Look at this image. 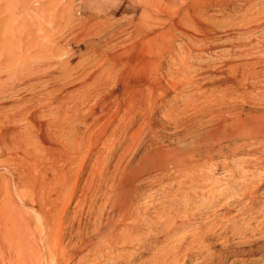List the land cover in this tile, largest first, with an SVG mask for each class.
Listing matches in <instances>:
<instances>
[{"label":"rangeland","instance_id":"obj_1","mask_svg":"<svg viewBox=\"0 0 264 264\" xmlns=\"http://www.w3.org/2000/svg\"><path fill=\"white\" fill-rule=\"evenodd\" d=\"M188 1L189 0H0V191H1L0 196L3 197L5 194L7 195V197L2 198V199L5 198L4 199L5 201L3 202V204H8V202L10 200L12 206H14V210L17 212L15 214V216H18L20 218V226H21L20 228L22 229L21 239L23 240V242L21 240V243L19 244V245H21L20 246L21 248L16 247V250L18 248L21 249L24 254L26 253V256H27L29 254L27 251L24 252L25 249L32 250V251L35 249V251L36 252L38 251L37 253H39L38 255H40V257H41V258L39 257L40 258L39 264H53L52 260H53L54 256L55 255L58 256L61 254V253H59L60 252L59 249L61 250L62 246H65L67 244L70 235L77 233L79 231L80 227H81V229H84V226H83L84 223L86 226L85 228H88L89 230H91L90 225H92L91 220L93 219V217L90 216L91 215L90 210H91V207L93 205L90 208L86 205L84 207L85 209H83L82 211L79 212V214L76 217L77 220L75 219V221H78V218H80L81 221L80 220L79 221L80 222L84 221V222L83 223L79 222L80 223L79 226H77V222H75L74 226L72 228L66 226V225H68V223H67V221H65V218H67V217L69 218L75 214V212H73L74 211L73 207H74V204L76 201L75 198L71 200L72 204L70 203V206L66 205V201H64L63 204L62 203L60 204L59 202H57L56 205H53V206L48 205V207L45 208L44 211L39 208V206L41 204L44 205L47 203V200L43 199V197H42V195L46 196V193H44L42 189H43V186L45 188V186L49 182V179L54 175L53 174V166L56 165V167L58 168L60 165L63 164V162L60 159L59 160L61 162H57V163L54 162V159H56V156L60 157L59 156L61 154L60 150H83L82 151L83 152L82 159L77 164V167H79V165H80L81 173H82V174L79 173V181L78 182L80 185L78 183H77V185L82 187L83 183H85L86 179H88V187L90 188L89 190L91 192V200L93 199V194H94V197H95L94 201H97L96 208H97V206H99L98 209L100 210V206H101V208L103 206H105L104 204H105V197H106L105 195L102 194V191L104 188L103 189H101V188L105 186V183L102 181L101 177L105 174L110 175L112 172H114L115 167L118 166L115 164L118 160L117 154H119V152H121V150H133V149L135 150V145L133 144L135 142L131 143L133 138H134L133 141L136 140L135 138L140 139V137L144 133L141 136H139V135L145 131H147L146 133H148L147 135H149L150 130L148 131L147 128L151 127V131H153L155 134L157 133L159 135L158 137L161 140H165V142L169 143L170 145H176V144L183 143L184 141L189 140L190 135L187 132L183 131L182 129H180L181 131L179 130V132L177 134H173V132H174L173 128L174 127H173V121L171 120L172 115H178L176 117V119L179 118V119H183V120H184V118L186 120V118L188 119L190 117V119L194 120L193 125L196 128H200L203 125V124L200 125L201 123H209L208 121H211V119L212 120L215 119V116H213V115L215 114V112L217 110H220V109L226 110L229 106L230 107L234 106V108H237L236 106H241V104H244V106L246 108H250V106H252L253 104H255V103L258 104V102L259 103L262 102V99H264V97H262V96H264V91H262V90H264V73L261 72V71H264V70H262V69H264V66H262V65H264V0H199V3H198V0H193V1L190 0V2H188ZM189 3H190V5L193 4L191 6H194L195 9H197V8L199 9L198 10L199 13H197L195 19H197V20L199 19L201 23L204 22V24L205 23L208 24L207 29L203 28L202 26H200L198 24H196L197 26L193 25L191 27V24L189 25V23H186L187 15L183 13V10H182V14H181L179 12L178 8L179 7H190ZM172 7L174 8L173 12H171V11H169V9H167V8L173 9ZM162 8H165L164 9L165 11L162 10ZM204 9H205V11H204ZM201 10H203L204 14L200 13ZM181 15H182V18L184 20L181 18ZM200 15L201 16L204 15V16H202L203 20H202ZM173 19L180 20V22L183 20V22H185V23L181 22V24H183L182 25L183 27L180 24L179 28L175 29L174 26L171 24ZM205 20H207L208 22H206ZM251 25H253V26H251ZM189 26H190V29H189ZM248 27L249 28L255 27V28H254V30L252 29L253 31L251 30L249 32L248 30H250L251 28L248 29ZM180 28H182V29H180ZM202 28L204 31L205 30L206 31L203 32ZM162 29H164V30H162ZM170 29L172 30V32L168 31ZM179 29L183 30V31L179 32L180 31ZM208 29H209V31H208ZM176 30H177L178 34H177V32H175ZM210 31H212V32L210 33ZM174 32H175V36H174ZM188 32H191V33H188ZM241 32L242 33L244 32L243 33L244 36L242 35ZM185 33H187V35ZM206 33H209V35L208 34L206 35ZM191 34H192V37H188V36H191ZM164 38H166V39L164 40ZM191 38H193V40ZM208 39H209V41H211V42L214 41V42H212V43L210 42V44H211L210 45ZM187 40L189 41V43ZM215 40H216V42H215ZM194 41H195V43H194ZM199 41H202V42L200 43ZM197 42L200 43L199 44L200 48H198ZM144 43L154 47L156 50V54H158V55L154 56L153 55L154 53L152 54L151 52H149ZM190 43H192L193 45L192 44H191L192 46L189 45L191 47H190V49H187V48H189L188 44H190ZM242 43H244V44H242ZM195 44H196V46H195ZM250 44L251 45L253 44L256 47L254 48V46L252 47ZM201 45L203 47H201ZM183 46L184 47L187 46V47L184 48ZM183 48L185 49V52L182 53ZM251 48L254 52L256 50L255 54L253 53L252 50H250ZM172 49L175 51H173ZM186 49L188 51H191L190 55H192V56H188L189 53H187ZM246 49H249L253 55L250 53L249 50H246ZM139 50L142 51V53H141L142 55L141 54L139 55V57H140L139 59H135L134 56L137 55L138 53H140ZM198 50L200 52H198ZM192 51H194V52H192ZM201 51L203 52V55H205L204 53H206L208 58H207V56H202ZM248 51L252 56H249ZM236 52L239 55L242 54L240 56V58L238 57L239 55ZM245 52H246V54L248 53V55H245ZM172 53H174V54H172ZM199 53H201V54H199ZM233 53H235V54H233ZM183 54L184 55L188 54V55L183 56ZM193 54H194V56H193ZM173 55L175 58L173 57ZM221 55H224V56H222V58H221L220 57ZM229 55H232V58H230L231 56H229ZM197 56H198V58H197ZM199 56L203 57L204 63L201 60L202 57L199 58ZM225 56H227L229 58H227V57L225 58ZM254 56L256 59L253 58ZM217 57H219V59ZM223 57H224V59H223ZM141 58H143V59L141 60ZM160 58H161V60H160ZM205 58L207 59V62H206ZM235 58H237V59H235ZM148 59H149V64L147 65L146 62L148 61ZM183 59H185L184 62H183ZM199 59L201 60V62L199 61ZM226 59L227 60L229 59V60L227 61ZM260 59L262 60V62H260L261 61ZM246 60L249 61V63L247 62L248 63L247 65L245 62ZM258 60H260V61H258ZM107 61H110V62H107ZM223 61H224V63H223ZM239 61H242V62L244 61L243 62V63H245L244 66L246 65L248 68H246V66L244 67L243 63L239 62ZM254 61L255 62L257 61L256 64ZM176 62H178V65ZM213 62H215V63H213ZM221 62H222V64H220ZM127 63L128 64L131 63V65L128 66ZM233 63L238 64V66L237 65L234 66ZM117 64H118V66H116ZM126 64H127V66H126ZM145 64H146L147 68L145 67ZM231 64L233 65V66H231V68L227 66V65H231ZM253 64H254V66L252 67ZM110 65L112 67H110ZM179 65H181V66H179ZM249 65H251V66L249 67ZM105 66H106V68H107V66H109V69L113 68L112 69L113 71L109 70L108 68L106 69ZM131 66L133 67L132 69L130 68ZM151 66H152V69H151ZM153 66H154V68H153ZM207 66H209V67L207 68ZM127 67H129V69H131V70H134V69L137 70L138 69L137 70L138 73L141 71H143L142 73H144V74H146L148 71H150V72L155 71V73H156V71H157L158 76L162 73L163 75L161 74L162 77H160V78H162V84H163V80L165 77H166L165 80L168 78L169 81H168V79L166 81L164 80V84L162 85L160 90L158 89V91H161V90L166 91L167 90L166 92L161 91L165 95L163 93H160L162 95H159V92L157 91L159 98H157V99L153 98V99H151L152 102H150L151 100L150 101L148 100L150 97L147 99V97H148L147 92L148 91H147V87L145 88V86H147L146 84H144V85L140 84L141 86L138 85L137 88L133 87V89H131L129 86H126L125 88H123V86L120 85L121 84L120 79L123 75H125L124 72L126 70L127 71L129 70ZM143 67H145V69H143ZM155 67L158 68V70ZM169 67H171V68H169ZM224 67H226V68H224ZM235 67H237L236 70L229 73V71L230 70L232 71L233 70L232 68H235ZM177 68L179 70L178 71L179 73L174 72V71H176ZM171 69H172V71H171ZM246 69H247L248 73L244 72L247 74L245 77L244 76L245 74L242 71H244V70L246 71ZM248 69L251 70V73L254 70H255L254 71L255 73L258 72V74H257L258 76H260V74H261V76L257 79H261L262 81L261 80L260 81L262 83H260V81L256 79L257 80V81H255L256 86L251 88L252 87L251 81L253 79H251L252 75L250 74ZM108 70H109V72H108ZM114 70H115V72H114ZM116 70L118 73H116ZM256 70H258V71H256ZM106 72H107V74H106ZM240 72H242V73H240ZM115 73H116V75H115ZM122 73H124V74H122ZM185 73H188V75H189V73H191L188 76V78H186L189 81H186L184 79V82L186 81L185 84H183V82L181 84V79H182L181 76L184 78ZM192 73L194 76L192 75ZM111 74H113V75H111ZM207 74H208V76H207ZM213 74H215V76ZM241 75H242V77L243 76L244 77L242 78ZM257 75L255 74V78L257 77ZM108 76L110 77L109 79H108ZM247 76H249V77H247ZM191 77L194 78L193 80H195V81H193L191 79ZM212 77L214 79H212ZM101 78L103 80H100ZM113 78L115 81L114 80L112 81ZM118 78H120V79H118ZM241 78H242V81L245 78V80H244L245 82L244 81L243 82L238 81V79L241 80ZM221 79H227V80L224 81L222 84H219V88L214 87L215 86L214 83H217ZM177 80L180 81L181 85L179 84V81H177ZM103 81H106V83L107 82L108 83L107 84L105 82L102 83ZM175 81H176V83H175ZM192 82H195V83H192ZM240 82H242V83H240ZM99 83H101L100 84L101 86L97 87L99 85ZM169 83H170V85H169ZM227 83H228V85L230 84L231 86H228ZM104 84H106L107 87H106V85L104 86ZM109 84H111V85H109ZM112 84L114 85L113 87H112ZM174 84L175 85L177 84V85L175 86ZM193 84H195L197 86V89H196V86L193 87ZM239 84H241V85L239 86ZM249 84H250V86H249ZM259 84H260V86H258ZM164 85L167 86L169 89L168 88L164 89V87H165ZM226 85H227V87H226ZM237 85H238V87H237ZM27 86H29V87L26 88ZM94 86L97 87L96 88L97 91L95 90ZM171 86H174V88L172 87V89H171L170 88ZM198 86H202V87L200 89H198ZM78 87H80V88L78 89ZM102 87H104L103 88L104 90L102 89ZM141 87H143V88H141ZM221 87H222V89L223 88H225V89L229 88V91L232 89L233 90H232V92H229V91H227L228 89L222 90ZM233 87H235V90ZM243 87H244V89H243ZM25 88H26V90H25ZM202 88H204V89L202 90ZM107 89L112 92V93L110 92L112 95L115 94L114 92H116V94H115L116 97L114 98V95H113L112 100L110 98V96L112 97V95L109 93V91ZM121 89H123V90H121ZM143 89H144V91H143ZM209 89H211V90L209 91ZM212 89H213V91H212ZM253 89L255 91H253ZM34 90H36V91H34ZM116 90H118V91H116ZM125 90H127V91H125ZM135 90L137 91V93H139V98L137 100H135L136 103L134 102L135 104L138 105V106H136L137 110H135L137 112L136 113L137 115L134 118V116H133L134 114H132V113H134V110H130L129 114L125 113L124 111L127 108H129L127 102L129 101V98H131V96H132L131 94L133 92H135ZM204 90H206L208 93H206V91H204ZM251 90L253 91V93H255V92L257 93V94L255 93V97L253 96V94H251ZM40 91H41V93H39ZM128 91H129V93L131 91L132 92L130 94H128ZM247 91L250 93H247ZM61 92H63L64 94H65V92H68V95L70 96V97H68V95H67V100L64 102V105H62V107L56 108L55 106H52L51 104H49V103H51V100L53 101V99H55L56 96H58ZM99 92H100V94H99ZM102 92L103 93L106 92L107 94H110V96L108 95L109 96L108 97L107 95H105L106 93L103 94ZM144 92H146V93L144 94ZM214 92H215V94H214ZM222 92H223V94H222ZM226 92L228 95L226 94ZM236 92L237 93L239 92V95ZM95 93H96V95H95ZM197 93H199V94H197ZM230 93H234V94L231 95ZM126 94H127V96L129 95L128 96L129 98L126 96ZM141 94H143V95L141 96ZM210 94H212V95H210ZM213 94H214V96H213ZM218 94H220L219 96L222 97L223 99L220 98L218 96ZM224 94H226L227 98L228 99L230 98V99L228 100ZM54 95H56V96H54ZM243 95H245V96H243ZM258 95L259 96L262 95V96H260V98H259ZM208 96H211V98ZM160 97H161V99H160ZM8 98H10V99H8ZM41 98H42L44 103H42ZM205 98L209 103L206 101V102H203V104L201 105L202 101L205 100ZM75 99H80L82 102V105H83V109L82 108L79 109V110H81L80 112H82V110H83V113H80L79 118H78L80 121L78 119L76 120L75 118H73L75 120L74 121L72 119L73 111H69V109H68L71 107V104H72L73 100H75ZM93 99H95L96 102ZM103 99H105L107 101L110 100L109 102H112V104H111L110 110L107 109V113L101 114L100 101H102ZM146 99H147V102H145ZM224 99H225V101H224ZM259 99H261V100H259ZM98 100H100V101L97 102ZM233 100H235V101H233ZM244 100L246 102H244ZM252 100H254V101H252ZM255 100H257V101H255ZM32 101H34V103H32ZM35 101L36 102L38 101V102L36 103ZM130 101H132V100H130ZM142 101L145 102V104L148 103L149 106L154 105L157 102H159V103H157L159 106L155 105V107L153 109L154 113L150 114V112L152 111V110H150L151 107L149 108V110H148V108L146 109V106H148V105H145ZM213 101H215L217 104H215V102L213 103ZM228 101H230V102H228ZM247 101H249V102H247ZM46 102H48V103H46ZM138 102H140V103H138ZM221 102H222V104L225 103L226 105H222ZM84 103H85V105H84ZM96 103L98 106L96 105ZM150 103H154V104H150ZM32 104H34V105H32ZM45 104H47L48 110H45V109H47L46 107L44 108V106H46ZM125 104H126V106H125ZM139 104L145 105V106L140 105L142 110H141V108H138ZM195 104H196V106H195ZM210 104L211 105L213 104L214 107L209 106ZM38 105H40V107ZM41 105H42V107H41ZM48 105H50V106H48ZM187 105L189 108H186ZM120 106H121V108H120ZM182 106L185 108H183ZM36 107L40 108V110L38 108V112H36L37 111ZM51 107H52V112H51ZM92 107H94L95 110H93ZM95 107L97 108V110ZM193 107H195V108L193 109ZM197 107H199V109ZM204 107L205 108L207 107V109H205ZM16 108H17V110H16ZM59 108H60V110H59ZM65 109H68L67 110L68 113ZM188 109H189V111H188ZM196 109H198V110H196ZM212 109H215V110H212ZM41 110L42 111L45 110V111L42 112ZM70 110H73V109L71 108ZM203 110H208L209 113L211 110L215 111V112L211 115H208V116H210L208 118L207 115L201 116L202 115L201 112ZM55 111L57 112V114H54V113H56ZM63 111H64V114L62 113ZM65 111H66V113H65ZM94 111H96V112H94ZM139 111H141V112L143 111V114H144V115L142 114L143 117H140L142 115H141V112H139ZM144 111H145V113H144ZM10 112H13L16 115V119L18 118L16 122H10V123L6 122L5 117ZM20 112L23 113L22 117H21ZM28 112L30 114H28ZM45 112H46V114H45ZM148 112H149V115H148ZM5 113H7V114H5ZM38 113L40 114V116ZM69 113H70V115H69ZM183 113H184V115H183ZM97 114L99 116H97ZM53 115L56 117L54 118ZM195 115H198V116H195ZM58 116L59 117L62 116V117L59 118ZM81 116H82V120H81ZM104 116H105V118H104ZM38 117H39V119H38ZM67 117H69V118H67ZM129 117H131L129 119L130 124H129V122L127 123L128 120L126 119ZM51 118H54V119H51ZM123 118H125V119H123ZM132 118H133V120H131ZM143 118H145L149 122H147ZM25 119H26V121H25ZM57 120H58V122H57ZM143 120H144V122H143ZM150 120L152 123L150 122ZM47 121H50V122H47ZM52 121L54 123H56L57 126H56V124H54V127H53ZM61 121H66V122L64 124V122H61ZM69 121H71V122H69ZM72 121L76 122L77 126H75L76 123L74 125L73 124L74 122L72 123ZM38 122H39V124H38ZM59 122L62 123V126L64 128V130H62V131H65V138H64V136H62L63 132L61 134L62 137L60 136L61 124H59L60 125L59 126L58 125ZM32 123H34V124H32ZM67 123H69L70 124L69 126H72L73 129L68 128L69 126L68 127L66 126ZM118 123L120 126H123V125L125 126V129H126V130L124 129L125 132H124V130L121 131V127H118L119 126ZM125 123H127V124L125 125ZM147 123L149 125H147ZM21 125L23 128H21ZM112 125H113L114 129H115V127L118 130L120 129L119 131L117 129H115V131L117 130L121 134L116 133V132L114 133V131L112 133V131H111V128L113 129ZM127 125L129 128H126ZM158 126H160V127L162 126V127L160 128ZM45 127H47V129ZM52 127H53V130L56 131V134H55V131L53 132V130H51ZM55 127H57V128H55ZM80 128H82V129H80ZM32 129H35L34 131H36V132L32 131ZM47 130H48V132H47ZM57 130L59 131V133ZM68 130H69V132H67ZM70 130H71V132H70ZM126 131H127V133H126ZM171 131H173V132L171 133ZM66 132L69 134L71 133L70 136L72 138ZM81 132H84V133H81ZM50 133H51V135H49ZM168 133H171L172 135L170 136V134H168ZM53 134H55L54 135L55 137L53 136ZM80 134H82V135H80ZM125 134L127 135V137ZM166 134L168 135V137L165 136ZM32 135H34V136H32ZM36 136L38 137V139ZM124 136H125V140H124ZM144 136L146 137V135H144ZM144 136H143V138H145ZM118 137L121 140H123L124 142L121 141ZM60 138H61V140H60ZM73 138H75V139H73ZM77 138L79 139L80 142L78 141ZM73 140H75V142ZM204 140L209 141V142L208 143H201L202 145L199 143L198 146H201L202 150H197L198 152H200L198 155L200 156V154H201L200 157H204V158H201L200 162L196 163V168L199 169V170H196V172H197L196 175L199 178L201 177V179H202V182L200 179V182L198 183V184H200V187H202V189L201 188L199 189V185L196 183L197 189H195V190H197L199 195L196 194L195 196H192L193 199H192V197L190 199H187V198L185 199L186 196H185V194L183 196V193H184L183 190H184V188L186 190V188L189 186V184L182 186L181 189L178 190L179 188L177 189V186H178L179 181L182 178L180 179V178H174V177H169V176L161 179L160 182L158 181L157 183H154L152 186H149V184H148L149 182H147L149 180L145 179L142 181L140 188H138L140 195H139V199L137 201H139V200L140 201L135 202V210L140 213L139 215L142 216L141 217L142 221L144 220L143 218H145L144 215L146 214V218H145L146 222L144 221L142 223H139V225H140L139 228H141L142 226L143 227L135 233L138 235L140 232L139 236L140 237L142 236L143 239L145 238L144 243H143L144 246L142 244L141 247H137V246H135L134 242H130V243H128L130 245H119V250H116L118 252H123L125 250L126 251L128 250V252H129L128 258L129 257L131 258L130 261L132 259H134L135 264H138L141 262L144 263L145 258H146V260L150 259V255H152V256L155 255L154 251L155 250L158 251V249H159V252H156V256L162 255L164 257L166 255V257L169 258V259L167 258V260L169 261L172 259V261H170V262L167 261L165 263L166 264H168V263L172 264L171 262H173V264H174L173 258H170V256L173 257L174 251L172 250V252H171V250H169L170 247H171L170 249H172V247L174 245H178L179 242H175L176 244H174V241H178V240L182 239L186 233H187L186 235H188V236H185L184 238H187V237L189 238V237H191L193 231H195L197 229L199 231V229H200L199 227H201V226H202L201 229L204 228L205 225L208 223L207 221H209V220H207L208 219L207 212L210 213V211H212V209L214 208V204H216V202L220 201L221 199L222 200L219 202L220 204L222 203V201L225 202L226 198L228 199V197L230 195H232L233 193H235V191L237 189H239L238 186H236V187H238L237 189L235 187H233L234 189H232L231 187L233 185L229 186V184H226V182L227 183L232 182L233 180L235 182H237L238 179L241 178V176H243V174H245V175L241 179L243 180V182H247L248 180L253 178V176L256 175V173H257L256 170L252 167L251 163H249V161H248L249 159H252L254 157V155H256V153L253 150H249L247 152V154L245 152H243L244 153L243 155H242L241 151H238L237 153L236 152L232 153L231 151H229V152L225 151V154H222V153H219L220 150H217L218 147L219 148L223 147L224 150H227L228 147L231 146L230 145L231 143H228V142L222 143V144H219V146H214L215 147L214 148L212 146L213 139H212V141L209 140V138L204 139ZM39 141H41L42 143ZM80 143L82 144V146ZM130 144H131V146H130ZM34 148H35V150H34ZM111 149L115 150V151H113V152H115L114 153L115 155L114 154L110 155V156L108 155L107 157L103 158L104 164H102V162H98V163L94 162L97 154L100 151L111 150ZM209 150L210 151L212 150V151L210 152ZM95 152H96V156H95ZM249 152L251 155L249 154ZM240 154L242 156H240ZM90 155H91V157H90ZM226 155L229 156L230 158H228ZM66 156L68 157V155H66ZM205 156L207 157V159L205 158ZM220 156L221 157L223 156L222 158L224 160L226 159V161H224ZM235 156L237 158H233ZM244 156H247V157L245 158ZM87 157H89V158H87ZM218 157H219V159L220 158L221 159L219 160ZM240 157H242L243 159L242 158L240 159ZM63 159L65 160V158H63ZM236 159H238L237 163H239L241 160H242L241 162H243V163L240 162L241 165L240 164L237 165L235 162ZM92 160H94V161H92ZM104 160L106 162H104ZM212 160H213V163H211ZM222 160L224 161V163ZM214 161L215 162L217 161V163H216L217 165H214L215 164ZM66 162L69 163L68 159L66 160ZM92 162L94 163V165ZM208 162H210V164ZM199 163H201L202 165L200 166ZM221 163H223L224 165ZM225 163H226V165H225ZM198 164H199V166H197ZM231 164L233 167L231 166ZM246 164H247V166L249 165V167H247ZM113 165H114V168H113ZM221 165H223V166L220 167ZM227 165H229V167L231 169H229L227 167ZM235 165H237V166H235ZM98 166H101V167H98ZM202 166L203 167L205 166L204 167L205 169ZM209 166H212V167L209 168ZM240 166H242V167L239 168ZM74 167L76 168L75 165H74ZM103 167H104V169H103ZM200 167L202 168L201 169L202 172L200 171ZM235 167L238 168L239 170L236 169ZM208 168L210 169V172L208 171L209 170ZM244 168H247L249 172L251 171V173H249V172L246 173L247 169H244ZM34 169H35V171H34ZM235 169H236V171H235ZM212 170H213V172H212ZM222 170H224V171H222ZM233 170H234L235 174L233 173ZM241 170H243V171L246 170V171L244 173L242 171V173H243L242 174ZM254 170H255V172H254ZM228 171H230V172H228ZM11 172L14 174H12ZM104 172H105V174H104ZM17 173H19V174H17ZM97 173H98V176H97ZM232 173L234 174V176ZM100 174H103V175L101 176ZM227 174H228V176H227ZM236 175L237 176L239 175L240 177L239 176L237 177ZM250 175L252 176L251 178L248 177ZM35 176H36V178H35ZM209 176L210 177L212 176L213 178L212 177L210 178ZM99 177H100V179H99ZM220 177H221V179H224V180L222 181L221 179H219ZM82 178L83 179L85 178V179L83 180ZM178 179H180V180H178ZM216 179H217V181H216ZM225 179H226V181H225ZM212 180L214 181V183L216 185H214V184L210 185L211 182L213 183ZM240 180L237 182V184L243 183ZM4 181H5V183H4ZM83 181H85V182H83ZM2 182H3V184H2ZM208 182H210V183H208ZM41 183H42V185H41ZM176 183H177V186H176ZM201 183H203L205 185V187H203L204 185ZM205 183H207L208 187L206 186ZM7 185H8V187H7ZM98 185H100V186H98ZM223 185L226 186V187L224 186V188H227V190L223 188ZM209 186H211V187L209 188ZM219 186H221V187H219ZM91 187H93V188H91ZM150 187H152V188H150ZM161 187H164V190L166 192ZM172 187H174L175 190H174V188L172 189ZM105 188H106V186H105ZM182 188H183V190H182ZM217 188L221 189L222 191L225 190L224 192L226 193V195H229V196L226 197V195H225L224 197L220 198L219 200H216L217 198L211 199V197L201 196L204 193L206 195L210 189L215 191V190H217ZM230 188H231V190H230ZM100 189H101V191H100ZM161 189L163 190V192L159 191ZM168 189H171V190H168ZM176 189H177V191H176ZM206 189H208V190H206ZM262 189H264V185H262L261 188L257 191V194H258V192H260L259 193L260 200L257 201L256 203H254L251 206V209L249 211H247L245 213V215L243 213L244 218L242 216L239 217L238 213L236 212L239 210V207L233 208V210H232L233 212L231 211L232 213L230 212L229 213L230 215L228 214L229 216L227 215V216H225L226 218L224 217V219H228V220H230L234 217L235 218V220H234L235 224H237L239 228H242V230H243L242 226H245V224L248 223L247 230L245 228V232H243L244 231L243 230L242 231L243 233L241 232L240 234L236 235V238L234 236V238L230 239V235H231V237H233L231 234L233 232H231V228L229 227L225 233L226 239L229 238L228 240L232 242V240H234V239L238 240L240 237L239 240H241L243 238L242 236L244 235V233H247V236H249L250 238L253 236L251 239L257 237V238H255V239H257L256 245L260 244L261 240H259L258 237L260 236V232L262 230H264V229L260 230V228H264V226H262V225H264V221H261V220H264V200H262V199H264V193H262V191H264V190H262ZM173 190L176 191L177 194ZM200 190L201 191L203 190V192H200ZM16 191H18L17 194H16ZM96 191L98 193H96ZM180 191H181V195H179ZM79 192L77 191V194ZM167 192H168V194H166ZM173 192H174V194H173ZM231 192H232V194H231ZM144 193H146V194L144 195ZM244 193H245V191L243 190L242 192L239 191L238 194H240L241 197L243 196L242 198H243V200L245 199L244 201H246L247 204H250L249 201L246 200L248 198L244 197L245 196ZM98 194H99V197H98ZM17 195H19V196H17ZM102 195L104 197H102ZM166 196L168 198H165ZM199 196H201V197H199ZM1 197H0V199H1ZM100 197L102 199H100ZM179 197H181V199H179ZM195 197H196V199H195ZM103 198H104V200H103ZM176 198L179 201H176L175 200ZM200 199L203 202L200 201ZM91 200H89V201H91ZM102 200H103V202H101ZM182 200L183 201L186 200V202L184 201V204H183ZM167 201L169 204L167 203ZM188 201H189V203L187 204ZM209 201L212 203V206H211V203H209ZM177 202H179V203H177ZM181 202H182V204H181ZM206 202H208V203H206ZM102 204H103V206H102ZM179 204H181V205H179ZM185 204L188 205L189 207H187V206L185 207ZM208 204L210 205V207ZM244 204H245V202H243L241 205H238V206L241 207ZM62 205H63V207H62ZM72 205H73V207H72ZM168 205H169L170 209H169V207H165ZM171 205L172 206L175 205V206L171 208ZM183 206H184V208H183ZM177 207L179 210L177 209ZM167 208L170 210V212H172L171 217L176 218L177 222L176 221L175 222L177 224L180 223V225L177 227L178 229H175V230H179V232L177 233V231H175L173 229H169V227L172 228V226L174 225V224L171 225V221L168 222V223H170V224H168L170 226H168L167 224H166L167 226L165 224L162 225V226H165V228L167 227V229H165L164 227L162 228L161 224L158 225L162 228L161 229L162 232H160V230H159L160 227H157L156 229H152V230L148 229V227H150V226L147 223H149V222L153 223L152 219L157 218V216H160L161 212L163 213V214L161 213L162 215H167V214H165V211L167 210ZM180 208H182V209H180ZM210 208H212V209H210ZM162 209H163V211H162ZM185 209L188 210V213H186L187 210H185ZM56 210H58V211L56 212ZM175 210H176V212H175ZM180 210H182V211H180ZM155 211H156V213H155ZM158 211H160V212H158ZM81 212H83V215L85 213V215L83 216ZM157 212H158V215H157ZM240 212H242V211H240ZM167 213H169L168 210H167ZM183 213L186 215L184 216ZM234 213H235V215L233 216ZM37 214L38 215L40 214V215L36 216ZM152 214L153 215L155 214V215L152 217ZM176 214L180 215V217H178V215H176ZM169 215L170 214H168V216ZM182 215H183V219L185 221L181 218ZM254 215L256 217H253ZM205 216H207V219L204 220ZM40 217H42V219ZM84 217H87V219L86 218L84 219ZM148 217L151 218L150 221H149ZM200 217L202 218V221L200 220L201 219ZM251 217L256 218V220H254ZM37 218H39V220ZM178 218L179 219L181 218L180 221L183 220L184 222L183 221L180 222ZM190 218H192V219L194 218L193 221L192 220L190 221ZM238 218H239V221H238ZM249 218H250V220H249ZM22 219H23V221H22ZM236 219H237V221H236ZM251 219H253V220H251ZM45 220H46V222H45ZM174 220L175 219L172 220L173 223H174ZM197 220L199 221V223L204 222L205 225L202 223L198 224ZM244 220H246L247 222H245ZM39 221H41L42 223ZM89 221H91V222H89ZM118 221L121 222V220H118ZM188 221L190 222V223H188V225L190 224L188 226V227H190L189 228L190 233H189V229H188L187 223H186ZM241 221H244L245 224H242L243 222H241ZM230 222H232V221L230 220ZM230 222H229V224H231ZM63 223L66 225H64ZM88 223H89V226H88ZM144 223H146V224H144ZM181 223H183V224L181 225ZM194 223H195V225H194ZM41 224L45 225L47 229L45 228V226L44 227H43V225L41 226ZM48 224L50 226H48ZM141 224H144V225H141ZM249 224H251V226H249ZM63 225H64V227H63ZM196 225H199V226L197 227ZM180 227H182V230ZM192 227H193V229H191ZM48 228H49V230H48ZM168 229H169V231H167ZM126 230H128L127 227H124V228L120 227L117 230V232H119V233L125 232ZM146 231H147V233H146ZM155 231L158 232V233L156 232L158 235H156ZM174 231H175V234L172 235L171 233ZM185 231H186V233H185ZM257 231L258 232L260 231V232L258 233ZM49 232H50V235H48ZM108 232H109V228L106 230V232H104L102 234L101 237L102 238L105 237ZM169 232H170V235H169ZM62 233H66V234L64 236H62ZM159 233H161V234H159ZM228 233H230V234H228ZM251 233H252V235H251ZM147 234H149V235H147ZM166 234H167V236H166ZM241 234H242V236H239ZM26 235H27V237H26ZM160 235L163 237L164 240L161 238ZM174 235L176 237L178 235L179 236L181 235V236L179 239H177L174 237ZM28 236H29V238H28ZM31 236H32V238H30ZM148 236H151V238H153V237L158 238L160 236L159 239H157V240L159 242H161L160 239H162V242L164 241V243L162 244L163 246L158 241L156 242L157 244L155 242H152V244H150L149 241L148 242L146 241L147 243H149V246H148V244L145 243V240ZM170 236L173 238V240L171 239ZM36 237L40 238V243H39V238L37 239ZM45 238L47 239V241L45 240ZM168 238H169V240H168ZM30 239H34L35 243L31 245V243L34 242V240H30ZM48 239L50 240L49 242H48ZM165 239L168 241H165ZM170 239L172 242L170 241ZM76 240H77L76 238L75 239L73 238L72 244H75ZM41 241H43V243H45L44 245L42 243L43 246H45V245L46 246L49 245V246H47V248H46V246L43 248V246H41ZM62 241H63V243H61ZM219 241L217 240L216 242L219 243ZM169 242H171V244ZM167 243H168V245L170 244L169 247H168V245H166ZM131 244H132V247H131ZM154 244L157 246L158 249L155 246L153 247ZM172 244H173V246H171ZM36 245H38V246H36ZM150 245L152 246L151 248H150ZM158 245H159V247H158ZM59 246H60V248H59ZM70 246L71 245H68L67 247L70 248ZM23 247L25 249H23ZM37 247L39 248L40 251L42 250V252L44 250V253L42 255H41V252L38 250ZM135 247H137V248L135 249ZM143 247H144V249H143ZM145 247H146V250H145ZM161 248H164L165 251L160 250ZM50 249H51V251H53V254H51V256H49V252H48V251H50ZM107 249H108L107 246L104 245L102 248H100L97 251V253L100 252L99 253V255H100V254L104 253ZM148 249H150V250H148ZM152 249L153 250L155 249V250L153 252H151ZM22 251L20 253H22ZM130 252L132 254H130ZM134 253H136V255L138 257ZM157 253H159V254L157 255ZM29 256H30V259H27V258L24 259L25 263L27 261H29L27 263L31 264L32 262L36 261V260H31L32 256L31 255H29ZM29 256H28V258H29ZM152 256H151V258H152ZM16 257L18 258V256L15 255L14 260L16 259L17 262L14 261L13 259L12 260L10 259L9 260L10 262H9L6 259L8 261V263L6 261H4L5 264H15V263L16 264H20V263L24 264V262L23 263L20 262V260H19L20 258L17 260ZM257 257H258V254L254 255V256H242V258L245 259L244 264H253V263H251V261L253 260V258L256 259ZM128 258H126L125 260L116 259L117 261L115 259L114 260L112 259L114 263L112 262V260L108 261L107 259L102 258L100 260V262L91 261V263H90L88 261H85V264H99V263L105 264V262H107L109 264H115V263L127 264L126 262L129 261ZM192 258L194 260L193 256L189 259L187 258L188 263H190V264L194 263ZM190 259L192 260V262L190 261ZM146 260H145V262H146ZM1 261H0V264H4L3 260H1ZM59 261H60L59 264H68V263L69 264H72V263L77 264L78 263L77 258L74 261H70L69 260V253L65 252V251H64L63 257H60ZM196 262H197V259H196ZM35 264H38V263H35ZM152 264H155V263H152Z\"/></svg>","mask_w":264,"mask_h":264},{"label":"bare ground","instance_id":"obj_2","mask_svg":"<svg viewBox=\"0 0 264 264\" xmlns=\"http://www.w3.org/2000/svg\"><path fill=\"white\" fill-rule=\"evenodd\" d=\"M193 1V0H192ZM191 1V2H192ZM177 2V1H176ZM188 2H190V0L188 1ZM195 2V1H194ZM193 2V3H194ZM180 3V2H179ZM187 3V2H186ZM196 3V2H195ZM198 3H199V0H198ZM197 3V4H198ZM177 4V3H176ZM188 4V3H187ZM189 5H190V3H189ZM191 5H193V4H191ZM190 5V7H179L178 9H179V12L182 14V10H183V13L184 14H186L187 15V17H186V23H189V25L191 24V27L193 26V25H195V26H197L196 24H198V25H200V26H202L203 28H206L207 29V25L208 24H204V22H200V20L198 19H195L196 18V15H197V13H199L198 12V8L197 9H195V7L194 6H191ZM185 6V5H184ZM173 8V7H172ZM165 8H162V10H164ZM167 9H169V11H171V12H173L174 11V8L173 9H170V8H167ZM177 9V10H178ZM161 10V11H162ZM165 11V10H164ZM168 11V12H169ZM204 11H205V9H204ZM163 12V11H162ZM164 13V12H163ZM200 13H203V10H201L200 11ZM168 14V13H167ZM204 14V13H203ZM178 15V14H177ZM201 16V15H200ZM202 16H204V15H202ZM201 16V18H202V20H203V17ZM169 17V16H168ZM176 17V16H175ZM180 17V16H179ZM181 18H182V15H181ZM179 19V18H178ZM183 19V18H182ZM169 20V19H168ZM184 20V19H183ZM183 20L181 21V22H183ZM206 22H208L207 20H205ZM181 22H180V20H175V19H173V21H172V25L174 26V28L176 29H178L179 28V26H180V24H181ZM183 23H185V22H183ZM170 24V23H169ZM183 24H181V26H182ZM171 26V25H170ZM172 26V27H173ZM187 26V25H186ZM251 26H253V25H251ZM183 27V26H182ZM194 28V27H193ZM198 28V27H197ZM203 28H202V30H203ZM251 28V27H250ZM249 27H248V29H250ZM255 28V27H254ZM254 28H251L250 30H248L249 32L253 29L254 30ZM180 29H182V28H180ZM179 29V30H180ZM189 29H190V26H189ZM212 29V28H211ZM210 29V30H211ZM162 30H164V29H162ZM161 30V31H162ZM214 30V29H213ZM247 30V29H246ZM252 30V31H253ZM167 31V30H166ZM168 31H171L172 32V30L170 29V30H168ZM181 31H183V30H180L179 32H181ZM206 31V30H205ZM204 30H203V32H205ZM208 31H209V29H208ZM175 32H177V30L175 31ZM175 32H174V36H175ZM193 32V31H192ZM202 32V33H203ZM212 31H210V33H211ZM240 32V31H239ZM152 33V32H151ZM157 33V32H156ZM160 33V32H159ZM158 33V34H159ZM164 33V32H163ZM188 33H191V32H188ZM242 33V32H241ZM244 33V32H243ZM243 33H242V35H243ZM253 33V32H252ZM149 34V33H148ZM147 34V35H148ZM171 34V33H170ZM177 34H178V32H177ZM176 34V35H177ZM186 35H187V33H185ZM209 35V33H206V35ZM248 34V33H247ZM146 35V34H145ZM156 35V34H155ZM182 35V34H181ZM203 35V34H202ZM251 35V34H250ZM183 36V35H182ZM185 36V35H184ZM244 36V35H243ZM252 36V35H251ZM250 36V37H251ZM155 37V36H154ZM159 37V36H158ZM161 37V36H160ZM172 37V36H171ZM188 37H192V34H191V36H188ZM205 37V36H204ZM210 37V36H209ZM173 38V37H172ZM166 38H164V40H165ZM192 40H193V38H191ZM214 39V38H213ZM189 40V39H188ZM187 40V41H188ZM212 40V39H211ZM251 40V39H250ZM207 41V40H206ZM205 41V42H206ZM208 41H209V39H208ZM207 41V42H208ZM193 42V41H192ZM200 43L202 42V41H199ZM210 42L211 41H209V44H210ZM212 42H214V41H212ZM211 42V43H212ZM215 42H216V40H215ZM253 42V41H252ZM188 43H189V41H188ZM194 43H195V41H194ZM200 43H198L197 42V44H198V48H200L199 47V44ZM204 43V42H203ZM250 43V42H249ZM257 43V42H256ZM145 44V43H144ZM192 43H190V44H188V46L189 45H191ZM205 44V43H204ZM207 44V43H206ZM214 44V43H213ZM242 44H244V43H242ZM146 45V48L148 49V51L149 52H151L154 56H156V55H158V54H156V50H155V48L154 47H152L151 45H148V44H145ZM193 45V44H192ZM191 45V46H192ZM211 45V44H210ZM251 45V44H250ZM191 46H189V48H187V49H190V47ZM195 46H196V44H195ZM252 47L254 46L253 44L251 45ZM182 47V46H181ZM180 47V48H181ZM184 47V46H183ZM187 47V46H186ZM186 47H184V48H186ZM201 47H203L202 45H201ZM206 47V46H205ZM256 46H254V48H255ZM96 48V47H95ZM182 49V53L183 52H185V49ZM186 49V51H187V53H189V55L188 54H183V56H192V55H190V52L191 51H188ZM193 49V48H192ZM173 50V49H172ZM184 50V51H183ZM200 50V49H199ZM198 50V52H200ZM202 50V49H201ZM246 50H249V49H246ZM245 50V51H246ZM250 50H252V48L250 49ZM249 50V51H250ZM140 51V50H139ZM173 51H175V50H173ZM178 51V50H177ZM249 51H248V53H249ZM253 51V50H252ZM159 52V51H158ZM179 52V51H178ZM192 52H194V51H192ZM247 52V51H246ZM246 52H245V55H248V53L246 54ZM255 52H256V50H255ZM255 52L253 51V53L255 54ZM142 53V51H140V53H138L137 55H135L134 57H135V59H139L140 57H139V55ZM148 53V52H147ZM177 53V52H176ZM202 53V54H201ZM201 53H199V54H201L202 56H207L206 55V53H204L205 55H203V52L201 51ZM231 53V52H230ZM237 53V52H236ZM250 53L252 54V52L250 51ZM249 53V56H252L251 54ZM150 54V53H149ZM148 54V55H149ZM172 54H174V53H172ZM232 54V53H231ZM233 54H235V53H233ZM238 54V53H237ZM142 55V54H141ZM239 55V54H238ZM242 54H240L238 57L240 58V56H241ZM244 55V54H243ZM118 56V55H117ZM152 56V55H151ZM176 56V55H175ZM193 56H194V54H193ZM202 56H199V58L200 57H202ZM222 56H224V55H221L220 57L222 58ZM229 56H231L230 58H232V55H229ZM234 56V55H233ZM150 57V56H149ZM172 57V56H171ZM173 57H174V55H173ZM227 56H225V58H226ZM237 57V58H238ZM257 57V56H256ZM175 58V57H174ZM185 58V57H184ZM192 58V57H191ZM197 58H198V56H197ZM207 58H208V56H207ZM218 59H219V57H217ZM220 58V59H221ZM227 58H229V57H227ZM237 58H235V59H237ZM253 58H255V56L253 57ZM143 58H141V60H142ZM165 59V58H164ZM206 59V58H205ZM223 59H224V57H223ZM250 59V58H249ZM256 59V58H255ZM258 59V58H257ZM109 60V59H108ZM155 60V59H154ZM160 60H161V58H160ZM181 60V59H180ZM184 60L185 59H183V62H184ZM201 60H202V62H203V57L201 58ZM201 60L199 59V61L201 62ZM227 60V59H226ZM229 60V59H228ZM227 60V61H228ZM261 60V59H260ZM260 60H258V61H260ZM205 61V60H204ZM222 61V60H221ZM107 62H110V61H107ZM106 62V63H107ZM114 62V61H113ZM112 62V63H113ZM175 62V61H174ZM180 62V61H179ZM206 62H207V59H206ZM239 62H242V61H239ZM244 62V61H243ZM242 62V63H243ZM246 62V65L249 63V61H245ZM248 62V63H247ZM252 62V61H251ZM255 62V61H254ZM253 62V63H254ZM257 62V61H256ZM256 62H255V64H256ZM260 62H262V60L260 61ZM147 63V65L149 64V59H148V61L146 62ZM177 63V65H178V62H176ZM181 63V62H180ZM204 63V62H203ZM213 63H215V62H213ZM223 63H224V61H223ZM230 63V62H229ZM237 63V62H236ZM109 64V63H108ZM128 64V63H127ZM127 64H126V66H127ZM154 64V63H153ZM156 64V63H155ZM169 64V63H168ZM220 64H222V62L220 63ZM234 64V66L235 65H237L238 66V64H235V63H233ZM240 64V63H239ZM244 64L245 63H243V66H244ZM260 64V63H259ZM112 65V64H111ZM110 65V67H112ZM129 65H131V63H129L128 64V66ZM205 65V64H204ZM245 65V66H246ZM116 66H118V64L116 65ZM115 66V67H116ZM179 66H181V65H179ZM196 66V65H195ZM228 67H230L231 68V66H233L232 64L231 65H227ZM226 66V67H227ZM242 66V65H241ZM242 66V67H243ZM244 66V67H245ZM251 65H249V67H250ZM254 66V64L252 65V67ZM262 66H264V65H262ZM103 67V66H102ZM114 67V66H113ZM145 67L147 68V66H146V64H145ZM145 67H143V69H145ZM201 67V66H200ZM209 66H207V68H208ZM226 67H224V68H226ZM243 67V68H244ZM105 68H106V66H105ZM107 68L109 69V66H107ZM106 68V69H107ZM128 69H129V67H127ZM131 69L133 68L132 66L130 67ZM153 68H154V66H153ZM156 68V67H155ZM169 68H171V67H169ZM203 68V67H202ZM213 68V67H212ZM236 68L237 67H235V68H232L233 70L231 71H229V73H231V72H233V71H235L236 70ZM246 68H248L247 66H246ZM255 68V67H254ZM253 68V69H254ZM113 69V68H112ZM112 69H109V70H112ZM115 69V68H114ZM117 69V68H116ZM131 69H129L128 71L126 70L124 73H125V75H123L122 77H121V79L120 78H118V79H120V81H121V86H123V88H125L126 86H129L131 89H133V87H135V88H137L138 87V85L139 86H141L140 84H146L147 86H145V88L147 87V93H148V97H147V99L150 101L151 99H157V98H159L158 97V94H157V91H158V89L160 90L161 89V87H162V85L164 84V80H165V78H164V80H163V84H162V78H160V77H162L161 76V74L158 76V73H157V71H156V73H155V71L154 72H150V71H148L146 74H144V73H142L143 71H141V72H137V70H131ZM151 69H152V66H151ZM157 70H158V68H156ZM198 69V68H197ZM239 69V68H238ZM242 69V68H241ZM250 69V68H249ZM248 69V70H249ZM109 70H108V72H109ZM169 70V69H168ZM201 70V69H200ZM220 70V69H219ZM260 70V69H259ZM262 70H264V69H262ZM113 71V70H112ZM133 71V72H132ZM152 71V70H151ZM170 71V70H169ZM171 71H172V69H171ZM179 70H178V68L176 69V71H174V72H178ZM216 71V70H215ZM253 71V70H252ZM255 71V70H254ZM252 72L251 73V70H249V72H250V74L252 75V78L251 79H253L252 81H251V88H253L254 86H256L255 84V81H257V80H261V79H257V78H259L260 76H261V74H260V76H258L257 74H258V72ZM256 71H258V70H256ZM261 71V70H260ZM114 72H115V70H114ZM113 72V73H114ZM161 72V71H160ZM197 72V71H196ZM218 72V71H217ZM226 72V71H225ZM228 72V71H227ZM243 73L244 72H247V69H246V71L244 70V71H242ZM242 72H240V73H242ZM262 73H264V71H261ZM87 73V72H86ZM104 73V72H103ZM116 73H118L117 72V70H116ZM116 73H115V75H116ZM124 73H122V74H124ZM154 73V74H153ZM179 73V72H178ZM228 73V74H229ZM248 73V72H247ZM106 74H107V72H106ZM105 74V75H106ZM191 73H189V75H190ZM197 74V73H196ZM245 75V77H246V73H244ZM255 74L257 75V77L255 78ZM102 75V74H101ZM111 75H113V74H111ZM163 75V74H162ZM184 75V74H183ZM188 73H185V77L183 78L181 75V78L183 79H181V84H182V82H183V84H185V82L186 81H189V80H187L186 78H188ZM192 75H193V73H192ZM211 75V74H210ZM214 76H215V74H213ZM212 75V76H213ZM243 75V74H242ZM242 75H241V77H242ZM250 75V76H251ZM107 76V75H106ZM194 76V75H193ZM192 76V77H193ZM207 76H208V74H207ZM240 76V75H239ZM243 76V77H244ZM126 77V78H125ZM179 77V76H178ZM191 77V79L193 80L194 78H192ZM211 77V76H210ZM242 77V78H243ZM247 77H249V76H247ZM66 78V77H65ZM107 78V77H106ZM110 77L108 76V79H109ZM115 78V77H114ZM114 78L112 79V81L114 80ZM208 78V77H207ZM218 78V77H217ZM242 78H241V80H239L238 79V81H242ZM96 79V78H95ZM105 79V78H104ZM116 79V78H115ZM168 79V78H167ZM166 79V80H167ZM184 79L186 80L185 82H184ZM212 79H214L213 77H212ZM232 79V78H231ZM236 79V78H235ZM234 79V80H235ZM247 79V78H246ZM257 79V80H256ZM100 80H103L102 78L100 79ZM165 80V81H166ZM227 79H221L220 81H218L217 83H214V87H217V88H219V84H222L224 81H226ZM237 80V79H236ZM244 80H245V78H244ZM243 80V81H244ZM97 81V80H96ZM108 81V80H107ZM115 81V80H114ZM119 81V80H118ZM117 81V82H118ZM168 81H169V79H168ZM172 81V80H171ZM177 81H179V80H177ZM193 81H195V80H193ZM209 81V80H208ZM211 81V80H210ZM242 81V82H243ZM262 81V80H261ZM260 81V83H262ZM106 83V81H103L102 83ZM111 82V81H110ZM173 82V81H172ZM197 82V81H196ZM242 82H240V83H242ZM245 82V81H244ZM97 83V82H96ZM95 83V84H96ZM108 83V82H107ZM106 83V84H107ZM120 83V82H119ZM171 83V82H170ZM170 83H169V85H170ZM175 83H176V81H175ZM191 83V82H190ZM192 83H195V82H192ZM210 83V82H209ZM238 83V82H237ZM94 84V85H95ZM101 83H99V85L97 86V87H99V86H101L100 85ZM106 84H104V86L106 85ZM172 84V83H171ZM179 84H180V81H179ZM180 84V85H181ZM232 84V83H231ZM258 84V83H257ZM42 85V84H41ZM109 85H111V84H109ZM116 85V84H115ZM118 85V84H117ZM142 85V86H143ZM168 85V86H169ZM173 85V84H172ZM175 85V84H174ZM177 85V84H176ZM175 85V86H176ZM198 85V84H197ZM203 85V84H202ZM227 85H228V83H227ZM227 85H226V87H227ZM235 85V84H234ZM241 84H239V86H240ZM243 85V84H242ZM96 86V85H95ZM94 86V88H95V90H96V88L97 87H95ZM114 85L112 84V87H113ZM165 86V85H164ZM163 86V87H164ZM191 86V85H190ZM189 86V87H190ZM194 86H196L195 84H193V87ZM225 86V85H224ZM228 86H231L230 84L228 85ZM247 86V85H246ZM249 86H250V84H249ZM258 86H260V84L258 85ZM257 86V87H258ZM29 86H27L26 88H28ZM106 87H107V85H106ZM166 87V88H165ZM164 87V89H167L168 87L167 86H165ZM172 87L174 88V86H171L170 88L172 89ZM202 86H198V89H200ZM207 87V86H206ZM237 87H238V85H237ZM256 87V88H257ZM26 88H25V90H26ZM60 88V87H59ZM80 87H78V89H79ZM104 87H102V89H103ZM141 88H143V87H141ZM192 88V87H191ZM208 88V87H207ZM206 88V89H207ZM234 88V90H235V87H233ZM242 88V87H241ZM240 88V89H241ZM261 88V87H260ZM30 89V88H29ZM106 89V88H105ZM129 89V88H128ZM169 89V88H168ZM196 89H197V86H196ZM204 88H202V90H203ZM221 89H222V87H221ZM223 89H225V88H223ZM222 89V90H223ZM228 89V90H227ZM227 89H225V90H227V91H229V88H227ZM243 89H244V87H243ZM37 90V89H36ZM36 90H34V91H36ZM104 90V89H103ZM108 90V89H107ZM119 90V89H118ZM118 90H116V91H118ZM121 90H123V89H121ZM137 90V89H136ZM135 90V92H133L130 96H131V98H129L128 96H127V94H126V96L129 98V101L127 102L128 103V107L129 108H127L124 112L125 113H127V114H129V112H130V110H134V113H132V114H134L133 116H134V118L136 117V111L135 110H137V108H136V106H138L137 104H135L136 103V101L135 100H137L138 98H139V93H137V91ZM139 90V89H138ZM141 90V89H140ZM146 90V89H145ZM201 90V91H202ZM211 89H209V91H210ZM220 90V89H219ZM221 90V91H222ZM233 90V89H232ZM232 90H230L229 92H232ZM29 91V90H28ZM60 91V90H59ZM79 91V90H78ZM97 91V90H96ZM99 91V90H98ZM109 91V93L111 92L110 90H108ZM114 91V90H113ZM125 91H127V90H125ZM142 91V90H141ZM143 91H144V89H143ZM161 91H165V90H161ZM161 91H158L159 92V95H162V94H160V93H163V92H161ZM167 91V90H166ZM165 91V92H166ZM204 91H206V90H204ZM212 91H213V89H212ZM220 91V92H221ZM239 91V90H238ZM253 91H255L254 89H253ZM253 91L251 90V94H253V96L255 97V93H253ZM262 91H264V90H262ZM73 92V91H72ZM104 92V91H103ZM102 92V93H103ZM132 92V91H131ZM130 92V93H131ZM261 92V91H260ZM39 93H41V91L39 92ZM62 93V94H61ZM58 96H56V95H54V96H56V98L55 99H53V101L51 100V103H49V104H51L52 106H55L56 108H58V107H62V105H64V102L67 100V95H68V92H65V94L63 93V92H61ZM67 93V94H66ZM79 93V92H78ZM97 93V92H96ZM96 93H95V95H96ZM106 93V92H105ZM105 93H103V94H105ZM112 93V92H111ZM110 93V94H111ZM115 94H116V92H114ZM129 93V91H128V94H130ZM142 93V92H141ZM146 92H144V94H145ZM204 93V92H203ZM206 93H208L207 91H206ZM211 93V92H210ZM217 93V92H216ZM237 93V92H236ZM235 93V94H236ZM245 93V92H244ZM247 93H250V92H248L247 91ZM56 94V93H55ZM70 94V93H69ZM72 94V93H71ZM94 94V93H93ZM99 94H100V92H99ZM110 94H105V95H109L110 96ZM115 94H113L114 95V98L116 97L115 96ZM164 94V93H163ZM197 94H199V93H197ZM214 94H215V92H214ZM214 94H213V96H214ZM222 94H223V92H222ZM226 94H227V92H226ZM226 94H224L225 96H226ZM231 95H233L234 93H230ZM238 95H239V92L237 93ZM242 94V93H241ZM257 94V93H256ZM261 94V93H260ZM98 95V94H97ZM112 95V94H111ZM113 95H112V97L110 96V98H111V100H112V98H113ZM143 94H141V96H142ZM147 95V94H146ZM154 95V96H153ZM165 95V94H164ZM203 95V94H202ZM210 95H212V94H210ZM220 94H218V96H219ZM228 95V94H227ZM237 95V96H238ZM38 96V95H37ZM108 96V97H109ZM140 96V97H141ZM199 96V95H198ZM243 96H245V95H243ZM252 96V95H251ZM259 96V95H258ZM260 96H262V95H260ZM260 96H259V98H260ZM68 97H70L69 95H68ZM97 97V96H96ZM118 97V96H117ZM197 97V96H196ZM208 97H210L211 98V96H208ZM220 97V96H219ZM249 97V96H248ZM262 97H264V96H262ZM18 98V97H17ZM16 98V99H17ZM20 98V97H19ZM39 98V97H38ZM54 98V97H53ZM95 98V97H94ZM107 98V97H106ZM126 98V97H125ZM216 98V97H215ZM220 98H222V97H220ZM226 98H227V96H226ZM8 99H10V98H8ZM15 99V100H16ZM40 99V98H39ZM50 99V98H49ZM70 99V98H69ZM109 99V98H108ZM147 99H146V101L145 102H147ZM160 99H161V97H160ZM219 99V98H218ZM223 99V98H222ZM228 99V98H227ZM230 99V98H229ZM228 99V100H229ZM262 99V98H261ZM261 99H259V100H261ZM38 100V99H37ZM41 100H42V98H41ZM40 100V101H41ZM93 100H95V99H93ZM115 100V99H114ZM122 100V99H121ZM130 100H132V101H130ZM145 100V99H144ZM203 100V99H202ZM217 100V99H216ZM236 100V99H235ZM235 100H233V101H235ZM242 100V99H241ZM240 100V101H241ZM248 100V99H247ZM22 101V100H21ZM48 101V100H47ZM69 101V100H68ZM100 100H98L97 102H99ZM110 101V100H109ZM109 101H107V100H105V99H103L102 101H100V109H101V114H104V113H107V109H109L110 110V108H111V104H112V102H109ZM123 101V100H122ZM139 101V100H138ZM207 100H206V98H205V100H203L202 101V103H201V105L203 104V102H206ZM220 101V100H219ZM224 101H225V99H224ZM232 101V102H233ZM252 101H254V100H252ZM255 101H257V100H255ZM15 102V101H14ZM36 102V101H35ZM38 102V101H37ZM36 102V103H37ZM95 102H96V100H95ZM135 102V103H134ZM143 102V101H142ZM145 102H143L144 104H145ZM150 102H152V100L150 101ZM208 102V101H207ZM215 101H213V103H214ZM218 102V101H217ZM228 102H230V101H228ZM244 102H246L245 100H244ZM247 102H249V101H247ZM32 103H34V101H32ZM42 103H44L43 102V100H42ZM46 103H48V102H46ZM138 103H140V102H138ZM156 103V102H155ZM157 103H159V102H157ZM154 104V103H150V104H154V105H148V103L147 104H145V105H148V106H146V109L148 108V110H149V108L151 107V109L150 110H152L151 112H150V114H152V113H154L153 112V109H154V107H155V105H157V106H159L158 104ZM189 103V102H188ZM209 103V102H208ZM211 103V102H210ZM224 103V102H223ZM144 104H139V107L138 108H141L140 107V105H143V106H145ZM163 104V103H162ZM199 104V103H198ZM215 104H217L216 102H215ZM214 104V105H215ZM221 104H222V102H221ZM230 104V103H229ZM236 104V103H235ZM241 104V103H240ZM249 104V103H248ZM253 104V103H252ZM251 104V105H252ZM31 105V104H30ZM32 105H34V104H32ZM37 105V104H36ZM46 106H44V108L46 107L47 108V104H45ZM84 105H85V103H84ZM96 105H97V103H96ZM95 105V106H96ZM189 105V104H188ZM188 105H187V107L186 108H189L188 107ZM200 105V106H201ZM222 105H226L225 103L224 104H222ZM221 105V106H222ZM39 107H40V105H38ZM48 106H50V105H48ZM98 106V105H97ZM122 106V105H121ZM121 106H120V108H121ZM125 106H126V104H125ZM124 106V107H125ZM194 106V105H193ZM195 106H196V104H195ZM198 106V105H197ZM199 106V107H200ZM205 106V105H204ZM209 106H211V107H214L213 106V104L211 105H209ZM232 106V105H231ZM236 106V105H235ZM39 107H36L37 108V111L36 112H38V108ZM41 107H42V105H41ZM67 107V106H66ZM113 107V106H112ZM183 107V106H182ZM191 107V106H190ZM199 107H197L198 109H199ZM210 107V108H211ZM219 107V106H218ZM217 107V108H218ZM237 108H234V106L233 107H228L226 110H222V109H220V110H217L216 112L215 111H212V110H215V109H212L211 111H210V113H209V111L208 110H203L202 112H201V116H204V115H207V117L209 118L210 116H208V115H211V114H213L214 112H215V114L213 115V116H215V119H211V121H208L209 123H201L200 125H202V127H200V128H196L194 125H193V123H194V120L193 119H190V117L187 119L186 118V120H185V118H184V120L183 119H179V118H177L176 119V117L178 116V115H172L171 116V120L173 121V129H174V132L173 131H171V133L173 132V134H177L178 132H179V130L180 129H182L183 131H185V132H187L189 135H190V139L189 140H187V141H184L183 143H179V144H176V145H170L169 143H167V142H165V140H161L158 136V134L156 133H154L153 131H151V127H149V128H147V130L150 132V134L149 135H147L148 133H146L147 131H145V132H142L139 136H141L143 133V135L140 137V139L138 138H135L136 140L135 141H133L134 140V138H133V140H132V142L131 143H133V142H135V143H133L134 145H135V150L133 149V150H121V152H119V154H117L118 155V160H117V162L115 163L116 165H118V166H116L115 167V169H114V172H112L110 175L108 174V175H106L105 174V172H104V174L105 175H103V174H100L102 177V181L105 183V186H106V188H105V186L104 187H102L101 189H103V191H102V194L103 195H105L106 197H105V206H103V204H102V208H101V206H100V210L98 209V207L99 206H97V208H96V204H97V201H94L95 199V197H94V194H93V199L91 200V192H90V188L88 187V179H86V182L85 181H83V182H85V183H83V186L82 187H80V186H78L77 185V183L79 184V173H81V167H80V165H79V167H77V164H78V162L82 159V155H83V150H60V157H57L56 156V159H54V162L55 163H57V162H63V164L62 165H60L58 168L56 167V165H54L53 166V176L49 179V182L47 183V185L45 186V188H44V186H43V192L44 193H46V196H44V195H42V197H43V199H46L47 200V203L46 204H41L40 206H39V208L41 209V210H45V208H47L48 207V205H51V206H53V205H56V203L57 202H59L60 204L62 203H64V201H66V205H69L70 206V203H71V200L72 199H74L75 198V204H74V207H73V205H72V207L74 208V211L73 212H75V214L74 215H72L71 217H67V218H65V221H67V223H68V225H66V224H64V225H66V226H68V227H70V228H72L73 226H74V223L75 222H77V226H79L80 225V223H83L84 221H82V222H80L81 221V219L80 218H78V221H75V219H76V217H77V215L79 214V212L80 211H82L83 209H85L84 207L87 205L89 208L91 207V210H90V216H92L93 217V219L91 220L92 221V225H90V227H91V230H89L88 228H85L86 226H85V223H84V229H81V227L79 228V231L77 232V233H75V234H73V235H70V237H69V239H68V242H67V244L65 245V246H62V249L60 250L59 249V253H61L60 255H58V256H56L55 254V256H54V258H53V264H59L60 263V261H59V259H60V257H63V255H64V251L65 252H68L69 253V260L70 261H74L76 258H77V264H85V261H88V262H90L91 263V261H97V262H100V260L102 259V258H105V259H107L108 261L109 260H116V259H123V260H125L126 258H128V250L126 251L125 249V251H123V252H118V251H116V250H119V245H130V244H128V243H130V242H134V244H135V246H137V247H141V245L144 243V239H143V237L141 236H139V234H140V232H139V234L137 235L135 232H137L139 229H141V228H139L140 227V225H139V223H142V222H144L145 221V218H146V214L144 215V217L145 218H143L144 220L142 221V216L141 215H139L140 213L139 212H137L136 210H135V202L139 199V195H140V193H139V189L138 188H140V186H141V184H142V181L143 180H145V179H148L149 181H147V182H149L148 184H149V186H152L154 183H157L158 181L160 182V180L161 179H163V178H165V177H167V176H169V177H174V178H182L181 180L180 179H178V180H180L179 181V183H178V186H177V183H176V186H177V189L178 190H180L181 189V187L182 186H184V185H186V184H189V186L186 188V190H185V188H184V190H183V188H182V190L184 191V193H183V196H184V194H185V199L187 198V199H190L192 196H195L196 194L197 195H199L198 194V192H197V190H195V189H197L196 188V183L198 184L199 182H200V179H201V177L199 178L197 175H196V170H199V169H197L196 168V163H198V162H200V160H201V158H204V157H200L201 156V154H200V156L198 155L200 152H198L197 150H202V148H201V146H198L199 145V143L201 144V143H208L209 141H206V140H204V139H208L209 138V140H211L212 141V139H213V143H212V146L214 147V146H219V144H222V143H231L230 145V147H228V149L227 150H224V148L222 147H218V149L217 150H220V152L219 153H222V154H225V151H231L232 153H234V152H238V151H241V153H242V155L244 154L243 152H245L246 154H247V152L249 151V150H253L255 153H256V155H254V157L252 158V159H249L248 161H249V163H251V165H252V167L256 170V175L255 176H253V178H251L252 176L250 175V176H248V177H250L251 179L250 180H248L247 182H243V180L241 179L242 177H244V175L245 174H243L245 171H243V170H241V173H242V171H243V176H241V178H239L238 179V181L240 180V181H242L243 183H239V184H237V182H235L234 180L232 181V182H226V184H229V186L230 185H233L231 188L232 189H234L233 187H235L236 189L239 187V189H237L236 191H235V193H233L232 194V192H231V194L232 195H226V193L224 192V191H222L221 189H218L217 188V190H212V189H210L208 192H207V194L205 195V193L204 194H202L201 196H203V197H211V199L212 198H217L216 200H219L220 198H222V197H224L225 195H226V197H228V199L226 198V200H225V202H223L222 201V203L220 204L219 202L222 200H220V201H218V202H216V204H214V208L212 209V208H210V209H212V211H210V213H208L207 212V216H208V219H207V216H205L204 217V220L205 219H207V220H209V221H207L208 223L205 225V223L203 222H201L202 221V218L200 219L201 221V223L202 224H204L205 225V227L204 228H202L201 229V227H199L200 229H199V231H198V229L197 230H195V231H193V233H192V235H191V237H187V238H184L185 236H188V235H186L187 233H186V231H185V236L182 238V239H180V240H178V241H174V244H176L175 242H179L178 243V245H174L173 246V244L171 245V246H173L172 247V249H170L169 248V250H171V252H172V250L174 251V254H173V257H171L170 256V258H173V260H174V264H190V263H188V260H187V258L189 259V258H191L192 256L194 257V260H193V258H192V260H193V262L195 263L196 262V259H197V262L195 263V264H244V260L245 259H243L242 258V256H254V255H257L258 254V257L255 259V258H253V260L251 261V263H255V264H264V230H262L261 232H260V236L258 237V239L259 240H261V242H260V244L259 245H256V243H257V239H255V238H257V237H255V238H253V239H251L249 236H247V233H244V235L242 236V234L241 235H239V236H242L241 238V240H239L240 239V237H239V239L237 240H232V242L231 241H229L228 239H226L225 238V233H226V231L228 230V228L230 227L231 228V232H233V233H231L232 234V236L233 237H231V235H230V239L231 238H234V236H235V238H236V235H238V234H240L243 230V232H245V228H246V230H247V228H248V223H244V221L245 222H247L246 220H244V221H241V222H243L242 224H245V226H242L243 227V230H242V228H239L238 227V225L237 224H235V218L233 217H231L232 219H230L232 222H230V220H228V219H224V217L225 216H227L232 210H233V208H238L239 207V210L238 211H236L237 213H238V216L240 217V216H242L243 218H244V216H243V213H244V215H245V213L247 212V211H249L250 209H251V206L254 204V203H256L257 201H259L260 200V197H259V193L260 192H258V194H257V191L261 188V186L262 185H264V99H262V102L261 103H259L258 102V104H253L252 106H250V108H246L245 106H244V104H241V106H236ZM73 109V110H70V109ZM83 109V105H82V102H81V100L80 99H75V100H73V102H72V104H71V107L70 108H68L69 109V111H73V116H72V119L73 118H75L76 120L79 118V115H80V113H83V110H82V112H80L81 110H79V109ZM93 108V110H95L94 109V107H92ZM96 108V107H95ZM126 108V107H125ZM183 108H185V107H183ZM195 107H193V109H194ZM205 108V107H204ZM221 108V107H220ZM42 109V108H41ZM68 109H65L66 111L68 110ZM124 109V108H123ZM145 109V108H144ZM143 109V110H144ZM145 109V110H146ZM191 109V108H190ZM198 109H196V110H198ZM205 109H207V107L205 108ZM219 109V108H218ZM16 110H17V108H16ZM39 110H40V108H39ZM45 110H48V108L47 109H45ZM45 110H43V111H45ZM59 110H60V108H59ZM64 110V109H63ZM96 110H97V108H96ZM140 110V109H139ZM141 110H142V108H141ZM147 110V111H148ZM156 110V109H155ZM23 111V110H22ZM42 111V110H41ZM42 111V112H43ZM66 111H65V113H66ZM112 111V110H111ZM188 111H189V109H188ZM195 111V110H194ZM27 112V111H26ZM41 112V113H42ZM47 112V111H46ZM46 112H45V114H46ZM51 112H52V107H51ZM56 112V111H55ZM94 112H96V111H94ZM110 112V111H109ZM121 112V111H120ZM133 112V111H132ZM139 112H141V111H139ZM21 113V112H20ZM19 113V114H20ZM49 113V112H48ZM47 113V114H48ZM63 114H64V111L62 112ZM67 113H68V111H67ZM144 113H145V111H144ZM147 113V112H146ZM192 113V112H191ZM198 113V112H197ZM5 114H7V113H5ZM18 114V115H19ZM28 114H30L29 112H28ZM39 114V113H38ZM44 114V115H45ZM53 114V113H52ZM51 114V115H52ZM54 114H57V112L56 113H54ZM96 114V113H95ZM99 114V113H98ZM97 114V116H99ZM109 114V113H108ZM107 114V115H108ZM122 114V113H121ZM143 114V111L141 112V115ZM22 115H23V113H21V117H22ZM49 115V114H48ZM69 115H70V113H69ZM94 115V114H93ZM124 115V114H123ZM126 115V114H125ZM140 115V114H139ZM144 115V114H143ZM143 115L142 116H140V117H143ZM146 115V114H145ZM148 115H149V112H148ZM183 115H184V113H183ZM192 115V114H191ZM199 115V114H198ZM198 115H195V116H198ZM39 116H40V114H39ZM47 116V115H46ZM54 116V115H53ZM64 116V115H63ZM130 116V115H129ZM147 116V115H146ZM163 116V115H162ZM189 116V115H188ZM193 116V115H192ZM25 117V116H24ZM56 116H54V118H55ZM59 117V116H58ZM60 117H62V116H60ZM59 117V118H60ZM96 117V116H95ZM149 117V116H148ZM6 118V122H8V123H10V122H16L17 121V119H16V115L13 113V112H10V113H8L7 114V116L5 117ZM26 118V117H25ZM36 118V117H35ZM54 118H51V119H54ZM67 118H69V117H67ZM71 118V117H70ZM104 118H105V116H104ZM131 117H129V118H126L128 121H127V123L129 122V119H130ZM147 118V117H146ZM161 118V117H160ZM38 119H39V117H38ZM50 119V120H51ZM63 119V118H62ZM122 119V118H121ZM123 119H125V118H123ZM137 119V118H136ZM143 119H145V118H143ZM150 119V118H149ZM28 120V119H27ZM61 120V119H60ZM65 120V119H64ZM74 120V119H73ZM79 120V119H78ZM81 120H82V116H81ZM99 120V119H98ZM131 120H133V118L131 119ZM146 120V119H145ZM165 120V119H164ZM20 121V120H19ZM25 121H26V119H25ZM67 121V120H66ZM66 121H61V122H64V124H65V122ZM75 121V120H74ZM74 121H72V123L74 122ZM80 121V120H79ZM124 121V120H123ZM136 121V120H135ZM147 122H149L148 120H146ZM155 121V120H154ZM167 121V120H166ZM170 121V120H169ZM207 121V120H206ZM47 122H50V121H47ZM53 122V121H52ZM51 122V123H52ZM57 122H58V120H57ZM61 122H59L58 123V125L59 124H61V133H60V136H61V134H62V132H63V135L62 136H64V138H65V131H62V130H64V128H63V126H62V123ZM69 122H71V121H69ZM99 122V121H98ZM97 122V123H98ZM132 122V121H131ZM143 122H144V120H143ZM142 122V123H143ZM150 122H151V120H150ZM71 123V124H72ZM75 123L76 122H74L73 124L75 125ZM81 123V122H80ZM79 123V124H80ZM127 123H125V125L127 124ZM152 123V122H151ZM161 123V122H160ZM159 123V124H160ZM168 123V122H167ZM171 123V122H170ZM32 124H34V123H32ZM38 124H39V122H38ZM46 124V123H45ZM54 124H56V123H54L53 122V127H54ZM95 124V123H94ZM121 124V123H120ZM129 124H130V122H129ZM128 124V125H129ZM141 124V123H140ZM2 125V124H1ZM26 125V124H25ZM51 125V124H50ZM70 124L69 123H67L66 124V126L68 127ZM118 125H119V123H118ZM128 125H127V127L126 128H129L128 127ZM147 125H149L148 123H147ZM199 125V124H198ZM199 125V126H200ZM35 126V125H34ZM52 126V125H51ZM56 126H57V124H56ZM60 126V125H59ZM65 126V127H66ZM75 126H77V123H76V125ZM131 126V125H130ZM140 126V125H139ZM163 126V125H162ZM161 126V127H162ZM53 127H52V129L51 130H53ZM66 127V128H67ZM112 127H113V125H112ZM118 127H121V131L122 130H124L125 129V126L123 125V126H118ZM158 127H160V126H158ZM160 127V128H161ZM165 127V126H164ZM21 128H23L22 127V125H21ZM35 128V127H34ZM46 129H47V127H45ZM44 128V129H45ZM55 128H57V127H55ZM60 128V127H59ZM68 128H72V126H69ZM50 129V128H49ZM73 129V128H72ZM80 129H82V128H80ZM115 129H117L116 127H115ZM115 129H114V127H113V129L111 128V131H112V133H113V131H114V133L116 132V133H119L118 131L120 130H116L115 131ZM169 129V128H168ZM19 130V129H18ZM22 130V129H21ZM35 129H32V131H34ZM126 130V129H125ZM125 130H124V132H125ZM128 130V129H127ZM159 130V129H158ZM55 130H53V132H54ZM58 131V130H57ZM143 131V130H142ZM163 131V130H162ZM181 131V130H180ZM34 132H36V131H34ZM46 132V131H45ZM47 132H48V130H47ZM67 132H69V130L67 131ZM66 132V133H67ZM70 132H71V130H70ZM129 132V131H128ZM19 133V132H18ZM29 133V132H28ZM58 133H59V131H58ZM57 133V134H58ZM80 133V132H79ZM81 133H84V132H81ZM126 133H127V131H126ZM139 133V132H138ZM171 133H168V134H170V136L172 135ZM55 134H56V131H55ZM55 134H53V136L55 135ZM69 136H70V134L69 133H67ZM119 134H121V133H119ZM21 135V134H20ZM31 135V134H30ZM49 135H51V133L49 134ZM79 135V134H78ZM80 135H82V134H80ZM123 135V134H122ZM126 135V134H125ZM144 135H146V137L144 136ZM161 135V134H160ZM32 136H34V135H32ZM59 136V137H60ZM61 136V137H62ZM76 136V135H75ZM121 136V135H120ZM143 136L145 137V138H143ZM165 136H167L168 137V135L166 134ZM169 136V137H170ZM7 137V136H6ZM22 137V136H21ZM37 137V136H36ZM55 137V136H54ZM68 137V136H67ZM66 137V138H67ZM71 137V136H70ZM78 137V136H77ZM126 137H127V135H126ZM72 138V137H71ZM119 138V137H118ZM117 138V139H118ZM123 138V137H122ZM30 139V138H29ZM37 139H38V137H37ZM50 139V138H49ZM63 139V138H62ZM70 139V138H69ZM73 139H75V138H73ZM78 139V138H77ZM116 139V140H117ZM120 139V138H119ZM201 139V140H200ZM36 140V139H35ZM40 140V139H39ZM60 140H61V138H60ZM71 140V139H70ZM115 140V139H114ZM121 140V139H120ZM124 140H125V136H124ZM26 141V140H25ZM74 142H75V140H73ZM78 141H79V139H78ZM109 141V140H108ZM121 141H123V140H121ZM39 142H41V141H39ZM80 142V141H79ZM119 142V141H118ZM124 142V141H123ZM12 143V142H11ZM42 143V142H41ZM82 143V142H81ZM80 143V144H81ZM74 144V143H73ZM202 145V144H201ZM81 146H82V144H81ZM130 146H131V144H130ZM128 147V146H127ZM36 148V147H35ZM35 148H34V150H35ZM72 148V147H71ZM70 148V149H71ZM125 148V147H124ZM215 148V147H214ZM217 148V147H216ZM81 149V148H80ZM204 150V149H203ZM206 150V149H205ZM94 151V150H93ZM113 151H115V150H102V151H100L98 154H97V156H96V152H95V156H96V159H95V161L94 160H92V161H94L95 163H98V162H102V164H104L103 163V158H105V157H107L108 155L110 156V155H113L115 152H113ZM207 151V150H206ZM210 151V150H209ZM212 151V150H211ZM210 151V152H211ZM214 151V150H213ZM216 151V150H215ZM90 152V151H89ZM98 152V151H97ZM39 153V152H38ZM93 153V152H92ZM203 153V152H202ZM205 153V152H204ZM209 153V152H208ZM252 153V152H251ZM57 154V153H56ZM86 154V153H85ZM84 154V155H85ZM89 154V153H88ZM214 154V153H213ZM212 154V155H213ZM249 154H250V152H249ZM66 155H68V157L66 156ZM92 155V154H91ZM91 155H90V157H91ZM94 155V154H93ZM115 155V154H114ZM230 155V154H229ZM241 154H240V156H242ZM251 155V154H250ZM89 156V155H88ZM227 156V155H226ZM248 156V155H247ZM247 156H244L245 158L247 157ZM47 157V156H46ZM115 157V156H114ZM221 157V156H220ZM223 157V156H222ZM221 157V158H222ZM228 158H230L229 156H227ZM250 157V156H249ZM48 158V157H47ZM54 158V157H53ZM63 158H65V160L63 159ZM87 158H89V157H87ZM205 158L207 159V157L205 156ZM211 158V157H210ZM216 158V157H215ZM220 158V159H221ZM232 158V157H231ZM233 158H237L236 156L235 157H233ZM242 157H240V159H241ZM251 158V157H250ZM45 159V158H44ZM61 161H60V160ZM68 159V161H69V163H67L66 162V160ZM108 159V158H107ZM213 159V158H212ZM218 159H219V157H218ZM219 159V160H220ZM223 159V158H222ZM239 159V158H238ZM238 159H236V164L237 165H241V163H243V162H241L240 160V162L239 163H237L238 162ZM243 159V158H242ZM216 160V159H215ZM224 160V159H223ZM222 160V161H223ZM116 161V160H115ZM206 161V160H205ZM221 161V162H222ZM224 161H226V159L224 160ZM224 161H223V163H224ZM104 162H106L105 160H104ZM215 162V161H214ZM93 163V162H92ZM109 163V162H108ZM204 163V162H203ZM209 164H210V162H208ZM211 163H213V160H212V162ZM217 163V161L215 162V164L214 165H217L216 164ZM223 163H221V164H223ZM245 163V162H244ZM247 163V162H246ZM110 164V163H109ZM108 164V165H109ZM200 164V166L202 165L201 163H199ZM199 164L197 165V166H199ZM207 164V163H206ZM35 165V164H34ZM74 165L76 166V168L74 167ZM93 165H94V163H93ZM98 165V164H97ZM195 165V166H194ZM212 165V164H211ZM224 165V164H223ZM223 165H221L220 167H222ZM225 165H226V163H225ZM237 165H235V166H237ZM12 166V165H11ZM103 166V165H102ZM208 166V165H207ZM231 166H232V164H231ZM246 166H247V164H246ZM98 167H101V166H98ZM203 167V166H202ZM205 167V166H204ZM203 167V168H204ZM210 167H212V166H209V168ZM219 167V166H218ZM217 167V168H218ZM227 167L229 168V169H231L230 167H229V165H227ZM233 167V166H232ZM242 166H240L239 168H241ZM247 167H249V165L247 166ZM9 168V167H8ZM83 168V167H82ZM92 168V167H91ZM108 168V167H107ZM106 168V169H107ZM113 168H114V165H113ZM208 168V169H209ZM236 168V167H235ZM40 169V168H39ZM76 169V170H75ZM101 169V168H100ZM103 169H104V167H103ZM202 168L200 167V171L202 172V170H201ZM205 169V168H204ZM236 169H238V168H236ZM236 169H235V171H236ZM244 169H247V168H244ZM252 169V168H251ZM250 169V170H251ZM214 170V169H213ZM213 170H212V172H213ZM228 170V169H227ZM239 170V169H238ZM255 170H254V172H255ZM34 171H35V169H34ZM100 171V170H99ZM113 171V170H112ZM209 172H210V169L208 170ZM222 171H224V170H222ZM253 171V170H252ZM15 172V171H14ZM38 172V171H37ZM42 172V171H41ZM91 172V171H90ZM102 172V171H101ZM100 172V173H101ZM206 172V171H205ZM226 172V171H225ZM228 172H230V171H228ZM247 172H249L248 171V169H247V171H246V173ZM12 173V172H11ZM107 173V172H106ZM208 173V172H207ZM206 173V174H207ZM233 173L235 174V172H234V170H233ZM232 173V174H233ZM249 173H251V171L249 172ZM12 174H14V173H12ZM17 174H19V173H17ZM30 174V173H29ZM82 174V173H81ZM222 174V173H221ZM224 174V173H223ZM234 174H233V176H234ZM237 174V173H236ZM241 174V175H242ZM254 174V173H253ZM28 175V174H27ZM91 175V174H90ZM96 175V174H95ZM199 175V174H198ZM209 175V174H208ZM226 175V174H225ZM248 175V174H247ZM89 176V175H88ZM97 176H98V173H97ZM227 176H228V174H227ZM232 176V177H233ZM237 176V175H236ZM235 176V177H236ZM239 176V175H238ZM237 176V177H238ZM10 177V176H9ZM82 177V176H81ZM94 177V176H93ZM210 177V176H209ZM212 177V176H211ZM210 177V178H211ZM231 177V176H230ZM240 177V176H239ZM247 177V178H248ZM35 178H36V176H35ZM90 178V177H89ZM96 178V177H95ZM208 178V177H207ZM213 178V177H212ZM83 179V178H82ZM81 179V180H82ZM85 179V178H84ZM83 179V180H84ZM94 179V178H93ZM99 179H100V177H99ZM173 179V178H172ZM205 179V178H204ZM218 179V178H217ZM217 179H216V181H217ZM219 179H221V177L219 178ZM235 179V178H234ZM245 179V178H244ZM16 180V179H15ZM80 180V181H81ZM206 180V179H205ZM222 181L224 180V179H221ZM93 181V180H92ZM213 181V180H212ZM225 181H226V179H225ZM230 181V180H229ZM245 181V180H244ZM12 182V181H11ZM17 182V181H16ZM145 182V181H144ZM201 182H202V179H201ZM4 183H5V181H4ZM7 183V182H6ZM14 183V182H13ZM12 183V184H13ZM19 183V182H18ZM99 183V182H98ZM101 183V182H100ZM146 183V182H145ZM144 183V184H145ZM208 183H210V182H208ZM221 183V182H220ZM219 183V184H220ZM2 184H3V182H2ZM15 184V183H14ZM161 184V183H160ZM168 184V183H167ZM201 184H203V183H201ZM206 184V186L208 187V185H207V183H205ZM211 184H214V185H216L215 183H214V181H213V183L211 182L210 183V185ZM41 185H42V183H41ZM80 185V184H79ZM95 185V184H94ZM103 185V184H102ZM191 185V186H190ZM199 185V189L201 188L202 189V187H200V184H198ZM197 185V186H198ZM204 185V184H203ZM218 185V184H217ZM2 186V185H1ZM98 186H100V185H98ZM148 186V187H149ZM163 186V185H162ZM166 186V185H165ZM224 186L225 185H223V188H224ZM236 186H238V187H236ZM6 187V186H5ZM4 187V188H5ZM7 187H8V185H7ZM6 187V188H7ZM22 187V186H21ZM41 187V186H40ZM94 187V186H93ZM93 187H91V188H93ZM186 187V186H185ZM203 187H205V185L203 186ZM211 186H209V188H210ZM219 187H221V186H219ZM226 187V186H225ZM14 188V187H13ZM17 188V187H16ZM95 188V187H94ZM97 188V187H96ZM100 188V187H99ZM150 188H152V187H150ZM161 188H163V190H164V187H161ZM174 187H172V189H173ZM231 188H230V190H231ZM249 188V189H248ZM98 189V188H97ZM96 189V190H97ZM101 189H100V191H101ZM166 189V188H165ZM177 189H176V191H177ZM204 189V188H203ZM224 189H226L227 190V188H224ZM245 191V193H244V197H246V198H248V199H246V200H248L249 201V203L250 204H247L246 203V201H244L243 200V196L241 197V195L240 194H238L239 193V191H243V190ZM7 190V189H6ZM9 190V189H8ZM19 190V189H18ZM99 190V189H98ZM163 190L161 189V190H159V191H162L163 192ZM168 190H171V189H168ZM167 190V191H168ZM174 190H175V188H174ZM173 190V191H174ZM181 190V191H182ZM206 190H208V189H206ZM262 190H264V189H262ZM22 191V190H21ZM77 191L79 192L78 194H77ZM152 191V190H151ZM165 191V190H164ZM176 191H174L176 194H177V192ZM181 191H180V194L179 195H181ZM1 192V191H0ZM3 192V191H2ZM41 192V191H40ZM95 192V191H94ZM166 192V191H165ZM164 192V193H165ZM170 192V191H169ZM174 192H173V194H174ZM179 192V191H178ZM200 192H203V190L201 191L200 190ZM18 193V191H16V194ZM96 193H98L97 191H96ZM101 193V192H100ZM106 193V194H105ZM161 193V192H160ZM171 193V192H170ZM262 193H264V191H262ZM146 193H144V195H145ZM163 194V193H162ZM166 194H168V192L166 193ZM228 194V193H227ZM230 194V193H229ZM102 195V197H104ZM170 195V194H169ZM261 195V194H260ZM9 196V195H8ZM17 196H19V195H17ZM96 196V195H95ZM101 196V195H100ZM142 196V195H141ZM201 196H199V197H201ZM1 197V196H0ZM3 197H7V195L5 194ZM3 197H1V201H0V261L1 260H3V262L4 261H6L7 263H8V261L11 259H13L14 260V256L15 255H17L18 256V258H17V260L19 259L20 260V262H24L25 260V258H27V259H30V256L29 255H31L32 256V259L31 260H36V261H34V262H32L31 264H35V263H38L39 264V260H40V255H38L39 253H37L36 251H35V249L32 251V250H27V249H25L24 247H23V249H25V251L24 252H28V254L29 255H27L26 256V253L24 254L23 253V251L21 250V249H17L16 250V247H20L21 245H19L20 243H21V235H22V229L20 228L21 226H20V218L18 217V216H15V214L17 213L15 210H14V206H12V204H11V202H10V200H9V202H8V204H3V202L5 201L4 199H2ZM98 197H99V194H98ZM262 197V196H261ZM165 198H168L167 196L165 197ZM178 198V197H177ZM177 198L175 199L176 201H179V200H177ZM183 198V197H182ZM99 199V198H98ZM100 199H102L101 197H100ZM141 199V198H140ZM171 199V198H170ZM179 199H181V197H179ZM192 199H193V197H192ZM195 199H196V197H195ZM208 199V198H207ZM20 200V199H19ZM89 200H91V201H89ZM103 200H104V198H103ZM103 200L101 201V202H103ZM262 200H264V199H262ZM140 201V200H139ZM139 201H137V202H139ZM159 201V200H158ZM163 201V200H162ZM161 201V202H162ZM175 201V202H176ZM183 201V200H182ZM185 202H186V200H184ZM184 201H183V204H184ZM200 201H202L201 199H200ZM212 201V200H211ZM100 202V201H99ZM100 202V203H101ZM203 202V201H202ZM243 202H245V204L244 205H242L241 207L240 206H238V205H241ZM158 203V202H157ZM163 203V202H162ZM167 203H168V201H167ZM171 203V202H170ZM173 203V202H172ZM177 203H179V202H177ZM189 203V201L187 202V204ZM206 203H208V202H206ZM209 203H211L210 201H209ZM22 204V203H21ZM20 204V205H21ZM24 204V203H23ZM72 204V203H71ZM164 204V203H163ZM169 204V203H168ZM181 204H182V202H181ZM181 204H179V205H181ZM99 205V204H98ZM101 205V204H100ZM165 205V204H164ZM209 205V204H208ZM155 206V205H154ZM159 206V205H158ZM175 206V205H174ZM174 206H172L171 205V208L172 207H174ZM189 207L188 205H186L185 204V207ZM211 206H212V203H211ZM255 206V205H254ZM35 207V206H34ZM62 207H63V205H62ZM87 207V208H88ZM139 207V206H138ZM137 207V208H138ZM165 207H169V205L168 206H165ZM164 207V208H165ZM181 207V206H180ZM209 207H210V205H209ZM88 208V209H89ZM159 208V207H158ZM183 208H184V206H183ZM59 209V208H58ZM157 209V208H156ZM169 209H170V207H169ZM168 208H167V210H168V212L169 213H167V210L165 211V214H167V215H162L161 213H160V216H157V218H153L152 220H153V223H147V224H149V226L150 227H148V229H156L157 227H160V226H158V225H160L161 224V226L163 225V224H170V223H168V222H170L171 221V225L172 224H174L173 226H172V228H170L169 227V229H173V230H175V229H178L177 227L180 225V223L179 224H177L176 222V218H173V217H171V213L172 212H170V210H169ZM177 209H178V207H177ZM180 209H182V208H180ZM207 209V208H206ZM30 210V209H29ZM54 210V209H53ZM60 210V209H59ZM71 210V209H70ZM69 210V211H70ZM179 210V209H178ZM185 210H187V209H185ZM58 210H56V212H57ZM66 211V210H65ZM157 211V210H156ZM156 211H155V213H156ZM161 211V210H160ZM160 211H158V212H160ZM162 211H163V209H162ZM180 211H182V210H180ZM240 211H242V212H240ZM86 212V211H85ZM158 212H157V215H158ZM175 212H176V210H175ZM184 212V211H183ZM233 212V211H232ZM231 212V213H232ZM235 212V213H236ZM68 213V212H67ZM70 213V212H69ZM82 213V215H83V212H81ZM87 213V212H86ZM178 213V212H177ZM180 213V212H179ZM186 213H188V210H187V212ZM235 213L233 214V216L235 215ZM250 213V212H249ZM260 213V212H259ZM56 214V213H55ZM142 214V213H141ZM168 214H170L169 216H168ZM182 214V213H181ZM209 214V215H208ZM40 215V214H39ZM38 214L36 215V216H39ZM70 215V214H69ZM68 215V216H69ZM81 215V216H82ZM84 215H85V213H84ZM83 215V216H84ZM143 215V214H142ZM155 215V214H154ZM153 214H152V217L154 216ZM175 215V214H174ZM176 215H178V214H176ZM183 215L185 216L186 214H184L183 213ZM183 215L181 216V218L183 219ZM205 215V214H204ZM230 215V214H229ZM228 215V216H229ZM237 215V214H236ZM56 216V215H55ZM165 216V217H164ZM191 216V215H190ZM189 216V217H190ZM194 216V215H193ZM232 216V215H231ZM237 216V217H238ZM247 216V215H246ZM63 217V216H62ZM178 217H180V215H178ZM249 217V216H248ZM253 217H256L255 215L253 216ZM253 217H251V218H253ZM41 219H42V217H40ZM44 218V217H43ZM46 218V217H45ZM87 219V217H84V219ZM90 218V217H89ZM149 218V217H148ZM166 218V219H165ZM180 218V219H181ZM187 218V217H186ZM185 218V219H186ZM226 218V217H225ZM228 218V217H227ZM38 220H39V218H37ZM150 219L151 218H149V221H150ZM173 219H175L174 220V223L172 222V220ZM179 219V218H178ZM180 219H179V221H180ZM194 219V218H193ZM193 219L192 218H190V221L192 220L193 221ZM254 220H256V218H253ZM253 219H251V220H253ZM63 220V219H62ZM77 220V219H76ZM80 220V221H79ZM118 220H121V222L120 221H118ZM148 220V219H147ZM151 220V221H152ZM184 220V219H183ZM183 220H181L180 222H182ZM189 220V219H188ZM199 220V219H198ZM197 220V221H198ZM203 220V221H204ZM249 220H250V218H249ZM248 220V221H249ZM261 220V219H260ZM259 220V221H260ZM3 221V222H2ZM22 221H23V219H22ZM64 221V222H65ZM91 221H89V222H91ZM118 221V222H117ZM176 221V222H175ZM185 221V220H184ZM183 221V222H184ZM234 221V222H233ZM236 221H237V219H236ZM238 221H239V218H238ZM261 221H264V220H261ZM260 221V222H261ZM39 222H41V221H39ZM44 222V221H43ZM45 222H46V220H45ZM80 222V223H79ZM86 222V221H85ZM117 222V223H116ZM146 222V221H145ZM229 222L231 223V224H229ZM251 222V221H250ZM249 222V223H250ZM258 222V221H257ZM42 223V222H41ZM114 223V224H113ZM187 223V227L190 225H188V223H190L189 221L188 222H186ZM198 224H201V223H199V221L197 222ZM237 223V222H236ZM144 224H146V223H144ZM144 224H141V225H144ZM183 223H181V225H182ZM241 224V223H240ZM262 224V223H261ZM43 224H41V226H42ZM64 225H63V227H64ZM87 225V224H86ZM166 225V226H167ZM194 225H195V223H194ZM259 225V224H258ZM45 225H43V227H44ZM48 226H50L49 224H48ZM65 226V227H66ZM88 226H89V223H88ZM110 226V227H109ZM168 226H170V225H168ZM193 226V225H192ZM197 227L199 226V225H196ZM237 226V227H236ZM249 226H251V224H249ZM262 226H264V225H262ZM25 227V226H24ZM120 227H127V229L128 230H126L125 232H117V230L120 228ZM146 227V226H145ZM165 228V226H162V228ZM42 228V227H41ZM45 228H46V226H45ZM53 228V227H52ZM77 228V227H76ZM83 228V227H82ZM109 228V232L106 234V236L105 237H101L102 236V234L104 233V232H106V230ZM161 227H160V232H162L161 231V229H162ZM181 228V230H182V227H180ZM190 227H188V229H189ZM238 228V229H237ZM250 228V227H249ZM47 229V228H46ZM63 229V228H62ZM147 229V228H146ZM165 229H167V227L165 228ZM169 229L167 230V231H169ZM191 229H193V227L191 228ZM261 229H264V228H260V230ZM26 230V229H25ZM44 230V229H43ZM48 230H49V228H48ZM67 230V229H66ZM71 230V229H70ZM75 230V229H74ZM158 230V229H157ZM158 230V231H159ZM234 230V231H233ZM259 230V229H258ZM64 231V230H63ZM124 231V230H123ZM148 231V230H147ZM147 231H146V233H147ZM154 231V230H153ZM175 231H177V233L179 232V230H175ZM175 231L174 232H172L171 234L173 235V234H175ZM74 232V231H73ZM149 232V231H148ZM151 232V231H150ZM157 231H155V233H156ZM171 232V231H170ZM170 232H169V235H170ZM229 232V231H228ZM242 232V233H243ZM258 232V231H257ZM258 232V233H259ZM158 233V232H157ZM156 233V235H158ZM166 233V232H165ZM189 233H190V229H189ZM42 234V233H41ZM66 233H62V236H64ZM71 234V233H70ZM143 234V233H142ZM152 234V233H151ZM150 234V235H151ZM159 234H161V233H159ZM164 234V233H163ZM162 234V235H163ZM228 234H230V233H228ZM249 234V233H248ZM48 235H50V232H49V234ZM147 235H149V234H147ZM171 235V236H172ZM177 235V234H176ZM227 235V234H226ZM251 235H252V233H251ZM256 235V234H255ZM254 235V236H255ZM259 235V234H258ZM41 236V235H40ZM144 236V235H143ZM161 236V235H160ZM159 236V237H160ZM165 236V235H164ZM166 236H167V234H166ZM170 236V237H171ZM179 236V235H178ZM176 237L175 235H174V237L175 238H177V239H179L180 238V236L179 237ZM183 236V235H182ZM26 237H27V235H26ZM55 237V236H54ZM159 237L157 238V237H153V238H151V236H148L147 238H146V240H145V243H147L148 241H149V243L150 244H152V242H157L158 240L157 239H159ZM169 237V236H168ZM28 238H29V236H28ZM30 238H32V236L30 237ZM37 238V237H36ZM35 238V239H36ZM39 238V237H38ZM37 238V239H38ZM51 238V237H50ZM63 238V237H62ZM73 238L75 239H77L76 240V242H75V244H72L73 242ZM161 238L163 239V237L161 236ZM165 238V237H164ZM174 238V239H175ZM36 239V240H37ZM44 239V238H43ZM42 239V240H43ZM64 239V238H63ZM62 239V240H63ZM143 239V240H142ZM162 239H160L161 240V242H159V243H161V245L164 243V241L162 242ZM167 239V238H166ZM165 239V241H168L169 240V238H168V240H166ZM171 239L173 240V238L171 237ZM171 239H170V241H171ZM27 240V239H26ZM30 240H34V239H30ZM29 240V241H30ZM45 240L47 241V239L45 238ZM52 240V239H51ZM164 240V239H163ZM219 241V243L218 242H216V241ZM258 240V241H259ZM50 240L48 239V242H49ZM65 241V240H64ZM147 241V242H146ZM22 242H23V240H22ZM47 242V243H48ZM60 242V241H59ZM172 242V241H171ZM171 242H169L170 244H171ZM216 242V243H215ZM29 243V242H28ZM35 243V240H34V242H32L31 243V245L32 244H34ZM39 243H40V238H39ZM42 243H43V241H41V246H43L45 243H43V245H42ZM54 243V242H53ZM61 243H63V241L61 242ZM149 243H147L148 244V246H149ZM57 244V243H56ZM133 244V243H132ZM132 244H131V247H132ZM146 244V245H147ZM157 244V243H156ZM169 244V245H170ZM23 245V244H22ZM40 245V244H39ZM53 245V244H52ZM55 245V244H54ZM68 245H71L70 246V248H68L67 246ZM107 246V250L104 252V253H102V254H100L99 255V253H97V251L100 249V248H102L103 246ZM166 245H168V243L166 244ZM169 245H168V247H169ZM24 246V245H23ZM27 246V245H26ZM30 246V245H29ZM28 246V247H29ZM36 246H38V245H36ZM46 246V245H45ZM45 246H43V248L45 247ZM47 246H49V245H47ZM47 246H46V248H47ZM134 246V245H133ZM143 246H144V244H143ZM156 247L157 248V246L154 244L153 245V247ZM163 246V245H162ZM31 247V246H30ZM40 247V246H39ZM122 247V246H121ZM125 247V246H124ZM128 247V246H127ZM130 247V246H129ZM137 247H135V249L137 248ZM152 246L150 245V248H151ZM158 247H159V245H158ZM161 247V246H160ZM167 247V246H166ZM21 248V247H20ZM38 248V247H37ZM59 248H60V246H59ZM123 248V247H122ZM134 248V247H133ZM149 248V247H148ZM155 248V249H156ZM165 248V247H164ZM164 248H161L160 250H164L165 251V249ZM31 249V248H30ZM49 249V248H48ZM104 249V248H103ZM102 249V250H103ZM106 249V248H105ZM129 249V248H128ZM143 249H144V247H143ZM142 249V250H143ZM154 249V250H155ZM158 249V248H157ZM38 250H39V248H38ZM132 250V249H131ZM145 250H146V247H145ZM148 250H150V249H148ZM147 250V251H148ZM153 249H152V251L151 252H153L154 251ZM22 251V253H20ZM40 251V250H39ZM121 251V250H120ZM130 251V250H129ZM133 251V250H132ZM136 251V250H135ZM140 251V250H139ZM168 251V250H167ZM41 252V255L44 253V250H43V252H42V250L40 251ZM49 252V256H51V254H53V251H51V249H50V251H48ZM138 252V251H137ZM150 252V251H149ZM155 252V255H150V259H148V260H146V258H145V260H146V262H145V260H144V263L143 262H141L139 259V261L141 262V263H138V264H152V263H155V264H164L165 262H167L168 260H167V258L168 257H166V255L163 257L162 255L160 256H156V252H159V249H158V251H154ZM162 252V251H161ZM160 252V253H161ZM170 253V252H169ZM130 254H132L131 252H130ZM129 254V255H130ZM135 255H136V253H134ZM141 254V253H140ZM153 254V253H152ZM159 253H157V255H158ZM172 254V253H171ZM170 254V255H171ZM28 256H29V258H28ZM137 256V255H136ZM151 256H152V258H151ZM169 256V255H168ZM40 257V258H39ZM138 257V256H137ZM136 257V258H137ZM187 257V258H186ZM50 258V257H49ZM196 258V259H195ZM8 261H7V260ZM130 257L128 258V260L129 261H125L127 264H135V261H134V259H132L131 261H130ZM169 259V258H168ZM247 259V258H246ZM113 260H112V262H113ZM122 260V261H123ZM137 260V261H138ZM142 260V261H143ZM192 260L190 259V261L192 262ZM14 261H16V259L14 260ZM27 261V260H26ZM42 261V260H41ZM117 261V260H116ZM138 261V262H139ZM170 261H172V259L171 260H169L168 262H170ZM2 262V261H1ZM10 262V261H9ZM17 262V261H16ZM27 262H29V261H27ZM25 263L24 262V264H28V263ZM31 262V261H30ZM63 262V261H62ZM105 262V261H104ZM124 262V261H123ZM247 262V261H246ZM13 263V262H12ZM15 263V262H14ZM42 263V262H41ZM71 263V262H70ZM103 263V262H102ZM114 263V262H113ZM137 263V262H136ZM172 264H173V262H171ZM193 263V264H194ZM250 263V262H249ZM4 264H5V262H4ZM16 264V263H15ZM21 264V263H20ZM69 264V263H68ZM73 264V263H72ZM75 264V263H74ZM100 264V263H99ZM105 264H109V263H107V262H105ZM115 264H117V263H115ZM166 264V263H165ZM168 264H170V263H168ZM192 264V263H191Z\"/></svg>","mask_w":264,"mask_h":264}]
</instances>
